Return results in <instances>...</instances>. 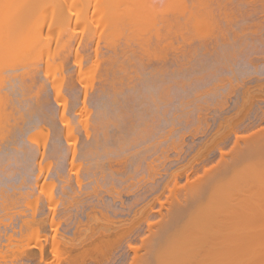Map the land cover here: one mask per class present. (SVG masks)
I'll return each mask as SVG.
<instances>
[{
	"label": "rangeland",
	"instance_id": "1",
	"mask_svg": "<svg viewBox=\"0 0 264 264\" xmlns=\"http://www.w3.org/2000/svg\"><path fill=\"white\" fill-rule=\"evenodd\" d=\"M67 1H69V0H67ZM70 1H73L74 2V0H70ZM76 1H77V5H79V3L82 1H80V0H75V4H76ZM80 1V2H79ZM86 1V0H85ZM85 1L83 0V2H84V5H83V7H85L84 9H87L88 10V5H87V3H85ZM95 1V0H94ZM93 0L91 1V4L94 2ZM97 1V0H96ZM119 2H117L118 4H120L121 3V6H123L122 8H124L123 9V11L126 9L127 10V7L125 6V4L127 5H129L130 4V6H132V7H129L128 9H129V11H132V12H137L136 14H138V13H143L142 11H141V8L143 9V11H145L146 13L147 12H149V11H153V13L155 14V17H156V14L158 13L157 11H159V14H157V15H163L164 13L162 12V11H164V10H166L167 11V8H165L164 6H167V5H165V3L167 4V2L169 1L170 2V4H168L169 6H172L171 5V0H162L163 1V3H162V5H159L158 3H156V2H159L160 1V4H161V0H149V2H147V1H143V0H140V1H143L144 3L142 4V2L140 3V2H138L137 0H133V1H136V3H137V5H142V6H136V3L135 2H133V4L135 3V5H133V4H131L132 2H131V0H129V2L127 1H125L126 3H124V0H118ZM167 1V2H166ZM172 1H174V0H172ZM178 1H180V3L182 2L183 3V1L182 0H178ZM177 0L176 1H174V3L175 4H177V3H179ZM79 2V3H78ZM86 2H90L89 0H87ZM102 2L103 3H105L106 1L104 0H102ZM124 3V5H123V3ZM117 3L114 5V4H111V9H112V13H111V11L109 10V6H107V8L105 7V9L104 10H106V9H108V10H106V16H107V18H106V16L105 15H102L103 14V12H100V13H102L101 15H102V18H103V16H105V18H106V23H105V18H104V20L103 21H101V18H100V21H98L99 19L97 18V20L96 19H94V17L96 18V16L97 17H100L99 16V14L100 13H97V15L95 16L94 14H96V13H94V7L93 8H89V11L88 12H86L87 13V16L88 17H86V13L84 14H81L82 13V10H83V8L82 9H80V6H79V10L81 11V13L80 14H78V18H79V15H82V16H84V18L86 19V21H84L83 20V18L82 17H80V18H82V23H81V21H77L78 19H77V17H76V13L74 12L76 9H73L72 10V12L73 13H75V15L73 16V17H75V19H76V21H74V22H78V23H75L74 25H76V27H73L72 29L74 30H71V32H77L78 30V34L80 35V37L82 38H80L84 43H82L81 41V43H77V41H76V43H75V40H74V43L73 44H71V45H73V47L71 46V52H73V51H78L79 52V54H80V59L78 60V63H76L77 62V60H76V58L74 57V52H73V57H72V55L71 56H69L68 55V53H67V55L64 53L63 54V51H62V49H61V46H57L55 43L57 42V36H56V34H55V39L56 40H54V38L52 39V40H54L53 42H52V44H53V46L55 45V46H57L58 48H59V50H56L55 49V52L57 53H54L53 51H51V53H53V54H51V60H53L52 62H51V65H49V64H46V65H44V61L42 62V61H39V63L41 62V63H43V64H41L42 66L40 67L39 66V69H41V71L38 73L39 75H37L36 77H41L42 76V78L44 79V77H45V80H47L46 78H49L48 80L49 81H51V80H57V79H59L60 81H59V83H61L60 84V86H64V80L65 79H62L63 77L64 78H66L65 76L66 75H68V72H72V74H74L75 75V78L77 79V81H75V85H74V88H73V91L72 90H70V89H67V88H65V90L63 91V92H65V93H63V94H65V95H63V96H66V97H68V98H66V100H65V103L67 104L68 102L70 103V102H72L71 104H70V106H69V103L67 104L68 106H69V108H71V106H74L75 105V101H77L78 102V100L81 98L80 96H82V98H83V95H84V98H85V96H86V99H85V101H88L90 98L92 99V98H95V96L94 95H92V93L93 94H95L96 93V91H98V89H101V87H103V85L102 86H100L101 85V82H103L104 80V78H106V76L104 75L105 74V71L107 72L108 71V68L106 67V66H109V63H111V62H113V64L116 62V63H119L120 62V60H122V55H124L123 53H121L120 51H122V52H126L127 54L126 55H129L131 58H133V60L131 59V60H128V64H130V65H127V64H125L124 63V65H127V66H131V67H129L130 69H132L133 71H137L136 73L134 72L133 73V71L132 70H130V72H129V77H131L130 76V74H134L133 76H132V78H130V80H128V81H130V82H127V84H126V81H125V78H127V76H126V73L128 72V70H126V68H125V70L127 71L125 74H123V73H121V72H123V70L121 71V72H119V73H121V74H123L122 75V77L125 75L126 77H124V80L121 78V74L119 75V73H118V75L117 74H115L116 76H114L112 73L114 72V70H112L110 73L112 74H108L109 72H107L106 74H108V75H111L112 77L114 76V79H116L117 80V78H118V80H117V82H116V80H114L115 81V83H113V81H112V83H109V81L110 80H112V79H110L108 82H106V83H104L105 85L106 84H108L107 86H109L110 84H112L111 85V88L113 89V86H114V88L115 87H117V86H120V87H122L121 88V90H123L122 92L124 93V91H125V94H122V92L118 89V88H116L115 90L116 91H119L118 92V95H119V93L121 92V96L120 97H122V98H120L119 96V99H117V97L115 98V99H113L114 100V102L112 101V98H111V105L114 103V105H112V106H114V111L118 108L120 111L119 112H121V113H123L125 110H127V108H128V110H129V112H128V110L127 111H125L123 114H120V115H122V116H124V117H126V118H120V117H122V116H119V114H118V122H116L117 120H114V122L116 123V125H115V123L112 121V125H110L109 126V128H111V126L112 127H117V128H111V129H109L108 128V134L109 135H112L113 137H110L109 135H108V137L107 138H109V139H113V144H115V142L117 143V144H120V143H122L123 142V140L125 139V138H123L124 137V135H125V133H121V132H126V130H123V131H121L122 129H120L121 127H119V129H118V126H120V125H122V126H124V129H125V127H126V129L128 128V126L130 125V122H131V124H132V126L133 127H130L128 130H130L131 128L134 130V131H128V132H130V133H126L127 134V136H125V137H127V141H128V139L129 140H131L132 141V143H130V141H125L124 140V143L125 142H127V143H130L131 145L133 144H135V146L133 147V146H130V147H132V148H130V147H125V146H128V145H125V144H127V143H122L123 145H122V147L124 146L125 147V151H128L129 150V148L131 149V151H129V152H127V154L129 155V156H125L124 157V154L126 153L125 151H118V153H117V155L115 154V155H113L114 153H116L115 151H117L118 149H120L119 147L121 146V145H118V147H117V145H116V147L113 145V147L114 148H116V150L115 151H113V149L111 148L112 147V144H111V142H109L108 143V147H110L109 149H110V151H111V149H112V151L114 152V153H112V154H105L104 152V156L105 157H103V154L101 155V156H99L98 157V160H99V158H100V160L101 159H104V161L103 160H101L102 162H101V164H104V165H102V167H104L105 168V166H106V170L103 168V169H101L102 167H100L101 166V164H100V162L97 160V154H96V156H95V151L96 150H94V145H92V144H90V146H89V148L91 147V145L93 146L92 147V149L94 150V152L93 153H91V158H92V155H94L93 156V159H94V157H95V160L96 161H98L97 163H99L100 165H99V167H97L98 166V164L96 163V161L95 160H93V161H95V163L94 162H92V160H89V158H88V153H87V155H85V157L83 156V154H86V152H88L89 150H87L88 148L87 147H85L87 144V142L85 143V141H87L89 138H90V135H91V133H92V135L94 136V131H91L90 133H88L87 134V131L85 130V128L83 127V126H79V125H81V124H78L77 126L80 128V127H83L82 128V130H84L85 132H81L82 130L80 129V132L78 131V130H75V131H78V132H76L77 133V135H75V136H72V138H73V140H71V139H69L68 138V142H73V141H75V140H77V142L79 143H77V144H75L76 143V141H75V143L73 142V143H71L70 145H69V143L67 144V142L65 141V140H67V137L62 133L61 135H63L64 136V138L66 137V139L64 140V138L60 135V134H58L57 135V133L60 131V127L61 126H59L58 127V123H56L57 121H55L54 123H55V127L57 126V128H59L58 130V132H57V130L56 131H54L55 130V127L53 128L52 126H51V121H50V123H47V122H49V121H47L46 119H45V121H46V126H44L43 127V131H42V134H39V133H37V134H35L34 136H36V138L38 137V134H39V138H37V139H35V137L34 138H32L30 141H28V140H25L28 144L30 143V144H32L33 142V144H35L36 146H38L37 145V143L39 144V141H40V138L42 139V138H44L45 139V141L44 140H42V141H44V142H46V144H45V146L47 145L48 146V148L50 149V148H53V147H50L51 145L50 144H52L53 145V143H56L57 141H58V139L57 138H59V136L61 137V138H63V140L64 141H62L61 143H62V146L60 147L61 149H62V147L64 148V149H62V151H65L66 153H64V152H62V151H58V149L56 150V152H57V154L56 155H58L57 157L56 156H54V154H53V156H51V157H49L50 155H47V157L46 158H49L48 160H50L52 163H50V166L49 167H51V169L49 168H47L48 167V165H47V163L48 162H50V161H48L46 158V160L48 161L47 163H45V165L47 166V167H44V162H42L41 164H43V167H42V170L40 171V173H39V170H37L36 168H37V166H36V164H35V162H34V164H33V161L31 162V167H33L32 169H34L35 168V170H33V171H31V167H30V165H28L27 166V164L29 163L30 164V162H29V160L27 159V161H28V163L26 162V166L24 165V167H27V169L28 170H26V168H24L23 170L26 172H28L27 173V175H26V173L22 170V168H23V165H21V167L22 168H20V167H17V166H19L20 165V163L23 161V163L26 161L25 159H24V157H23V159L25 160H23V159H21V157L20 156H22V153L20 152V153H18V151H16L15 152V154H14V150H13V155H12V153L11 154H8V155H10V156H13V157H15V159H12V160H15L16 162L18 161V164H16L15 163V161H11V160H9V159H11V158H6V159H8V161L10 162H12V164H13V166L14 167H17V168H15L16 169V171H19V172H16V171H14L15 169L13 168V167H11V168H13V170H11V168L9 167V164L10 163H8V162H6V160H4V159H1V157H0V159L1 160H3V161H5L6 163H8V164H5V162L4 163H2V162H0L1 164L0 165H3L2 167H3V169H5L4 171L7 173V175L8 176H6V173L4 172V171H2L1 169H0V171H1V173H0V196L2 195L3 196V198H4V201H3V198H2V196L0 197V202L1 201H3L2 202V204L0 203V205H1V209H0V217H1V220H0V227L1 226H3V227H1V228H4L3 230L0 228V232H2V235H1V233H0V235H1V237L2 238H4L5 237V239H2V238H0V239H2V240H4L3 242H1L0 241V257H2V259L0 258V261L3 263V264H10L11 262V264H23L24 263V261L26 260V264H48V263H50V264H130V263H128L129 262V260H130V256H132V253L130 252L129 253V250H128V244L130 243H132V245H135V246H138L139 248H138V254H137V256H138V258H140V260L141 259H145V260H147L146 258H148V259H151V262H150V264H161V262H160V259L161 260H163V258H160V253H161V251H162V249H163V247H165V245H166V243H164V235L166 234V232H167V230H165V229H163V227L165 226V224L166 223H168L169 224V228H168V230L169 229H171V228H174L173 227V225H174V216H175V213H176V211L177 210H182L183 212V217L185 218V219H187L188 218V216L190 215V213L191 212H193V211H191L192 210V208H194L193 207V204H192V197L194 196V193L196 194L197 192L200 194V196H204L205 194H206V192L208 191V189L211 187V186H213L214 184H216L217 182H218V179L216 178V176L218 177V176H220V174L222 173V171L221 170H223L222 168H224V167H222L221 165L222 164H225L226 162H225V160H226V158H227V161H229V163L231 162V160H232V158L234 157V156H232L233 154V150H235L237 153H239V148L241 147V145H242V147H243V149L245 148L244 147V143L245 142H243L242 141V144H240V142H239V144H240V146L239 145H237V147H235L236 145L235 144H233L234 143V141H235V139L234 138H236L235 137V135L236 134H239L240 135V137L242 136H244V138H246V136H247V138L249 137V135H253L254 133H255V131H257L258 132V130L260 131V130H262L263 131V129H262V127H264V120H262V118H264V115L262 114V111H263V113H264V84H263V79H264V28L262 27V30L260 29V27H257V26H255L254 24H253V18H256L255 16H258V15H255V16H252V17H249V18H247L248 20L250 19V18H252V21H251V19H250V21L249 22H251L253 25H251V23H249L248 21H244L245 23L247 22V24L246 25H248V26H246L245 25V23L243 22V20L241 21V22H243L244 24L242 25V23L241 22H239V25H237L238 23H236L235 24V21L233 22V24H231V25H226V24H222L221 23V25H219V27H218V25H216L217 27H212V31L211 32H209L210 30H211V28L210 27H208L209 28V30H207L208 28H207V24H206V26L205 25H194L195 27H196V30H197V28H198V30L197 31H200V32H198V33H200V35L198 34V33H196V30H193V29H195L194 28V26H193V24L191 25V23L189 24V25H187L186 26V28L187 29H185L184 27V25H181V24H185L186 25V21H187V24L189 23L188 21L189 20H186V21H184V19L186 18L185 17V15L182 13H180L181 15L179 16V13H177V12H175L174 10H176L175 8H180V7H182V6H184V4H182L181 6H179V4H178V7H176L175 6V4L172 2V4H174L171 8H172V10H170V8H168L169 9V14H171V16H169V14L168 13H165V16L164 17H167V16H169V17H171L170 19V21H169V18L167 17V19H165L164 17V19L166 20V22L164 21V23H163V21L161 20V19H163V18H161L162 17V15H161V17L160 16H157V18H154V19H152V18H149L148 17V20H146V22H149V23H151L150 22V19H152V22L153 21H156V22H153V24L152 25H150V26H153L154 28H155V26H154V24L156 25H158V23L160 22L159 20H161V22H160V24L158 25L159 27H166V26H164V25H166V23H169V22H171V23H174V22H172V18H173V15H175V14H177V17H180L179 18V21H178V23H180V22H182V20H183V22L180 24L184 29H181L182 27L177 23V25H179L180 27L178 28V26L177 27H174L175 25H173V24H168L169 26L168 27H170V29H173L172 27H174L175 29H173V30H171L170 31V29H166V28H164V29H160L157 25H156V27H158L157 29L158 30H162V32H164L163 33V36H164V34H167L165 37H163V40L162 41H158L159 42V45H157V43H156V47L157 48H155V47H153L154 45L152 44L153 43V40H152V38H151V40L149 39L150 37H153V36H155L154 38L155 39H157L156 38V35H154V34H156V33H154L153 32V30H152V28L153 27H150V26H147L146 24H148V23H146L145 21V23L146 24H144V22H143V24L142 23H140V20H139V23H140V25L142 26V27H139L140 25H135L136 24V22L138 21L137 19H138V17L140 16L141 18L140 19H142V15L140 14H138V17H137V15H133L134 17H137V21L135 20V19H133V20H135L134 22L135 23H132V18H128L127 16H125V14H127V13H129V14H131L128 10H127V12H126V10L124 11V15H120V13L122 12V10H121V6L118 8H116V6H117ZM140 3V4H139ZM147 3V4H146ZM156 3V4H155ZM258 3V5L259 6H261V4H264V0H260V2L258 1L257 2ZM81 4H83V3H81ZM80 4V5H81ZM107 4V3H106ZM154 4V5H153ZM159 6H158V5ZM76 5V6H77ZM144 5H146V7L147 6H149V7H147L148 9H150L149 11H146L144 8H145V6ZM75 6V7H76ZM82 6V5H81ZM91 6V5H90ZM134 6H136L137 8H135ZM156 6V7H155ZM160 7L159 9H158V7ZM74 7V8H75ZM112 7H115V8H112ZM135 9H134V8ZM139 7H140V9H139ZM144 7V8H143ZM151 7V8H150ZM153 7V8H152ZM161 7H163V8H161ZM173 7H174V10H173ZM196 6H194L193 8H191V9H194ZM76 8H78V7H76ZM155 8H157V9H155ZM178 8V9H179ZM115 9H120V10H118L119 11V14H118V12L116 13V12H114L113 10H115ZM132 9V10H131ZM139 9V10H138ZM151 9H153V10H151ZM181 9V8H180ZM182 9H183V7H182ZM40 10V11H39ZM58 10V9H57ZM78 10V9H77ZM136 10V11H135ZM138 10V11H137ZM155 10H157L156 12H155ZM184 10V9H183ZM182 10V11H183ZM195 10V9H194ZM194 10H191V13L190 14H195L194 13ZM196 10L198 11L199 9H197L196 8ZM195 10V12H197ZM53 11V10H52ZM50 12V10L48 11V15L50 16V15H53L52 13L53 12ZM91 11L94 13H91ZM116 11V10H115ZM121 11V12H120ZM173 11V12H172ZM177 11H180L181 12V10H177ZM192 11H193V13H192ZM84 12H85V10H84ZM113 12L114 13H116V15H114L113 14ZM145 12H144V14H145ZM147 13L149 16L152 14V13ZM162 12V13H161ZM165 12V11H164ZM175 12V13H174ZM185 14H186V12H185V10L183 11ZM34 13V12H33ZM40 13H41V15H40ZM56 13H57V11H56ZM55 13V14H56ZM89 13V14H88ZM172 13H173V15H172ZM44 14H45V12H44V10L43 9H38V10H36V12H35V14H32L33 15V17H35L36 15L38 16V19H37V17H36V22H35V18H34V20L33 19H31V21L29 22V23H31L32 22V26H34V25H40L41 23H43L44 22V20L46 19V18H43L44 17ZM91 14V17H93V20H96V21H98V23L96 22V21H94L93 23H97V27H98V25L100 24V27L99 28H97L96 27V29H99V31H100V28H101V26H103V24L105 23V27H106V25L107 26H109V28L111 29L113 26L112 25H115V23H116V25L118 24V25H120L121 23H122V21H118L119 20V18H121V17H123L124 18V16L126 17L125 18V20L128 18V19H130L131 21H130V23H129V20H128V22L127 21H125L123 18H121V20L123 19V25H125L126 23L125 22H127V24H126V26H123L122 24H121V28H120V26H116L117 28L116 29H118V27L120 28L119 29V31H117L115 28H114V30L115 31H117V32H119V33H117L116 32V34L117 35H119L118 37L116 36V35H114L113 36V34H111L112 33V31L110 32L109 31V28H108V30H107V27L105 28L106 30H107V32H110V34L108 33V34H106L107 32H105V29H104V32L105 33H103L102 31V28H101V35H99L100 33H99V31L98 30H96L95 32L96 33H94V32H92V33H89L90 31H92L90 28H88V30L85 28L84 30H86L92 37V39L90 38V40H89V34H87V32L86 31H84L83 29H80V27H79V25H81V27H82V24H83V22H84V24H85V22H89V21H91L90 20V15ZM134 14V13H133ZM167 14V15H166ZM263 14V16H261ZM261 15H260V17H257V18H260V19H262V17H264V13H262ZM112 15H114V16H117L118 17V15H119V18L118 19H112ZM128 15V14H127ZM183 15V16H182ZM191 15V16H192ZM39 16H41V17H39ZM113 16V17H114ZM131 16H132V14H131ZM144 16V15H143ZM146 16L147 15H145V19H146ZM187 16V15H186ZM32 17V18H33ZM117 17H115V18H117ZM130 17V16H129ZM151 17V16H150ZM160 17V18H159ZM40 18H42V19H44L43 20V22H42V19H40ZM80 18H79V20H80ZM89 18V20H87ZM182 18H184V19H182ZM40 19V20H39ZM74 19V18H73ZM92 19V18H91ZM144 19V18H143ZM174 19H175V17H174ZM177 19V18H176ZM242 19V17H238L237 18V21L236 22H238V20H241ZM92 20V21H93ZM158 20V21H157ZM254 20H256V19H254ZM263 20V19H262ZM40 21V22H39ZM174 21V20H173ZM177 21V20H176ZM175 21V22H176ZM192 21V20H191ZM260 21V20H259ZM34 22V23H33ZM80 22V23H79ZM100 22V23H99ZM103 22V23H102ZM121 22V23H120ZM142 22V21H141ZM257 22V21H256ZM29 23H28V25H29ZM46 23V22H45ZM87 23H86V25H87ZM96 23H95V25L94 26H96ZM113 23V24H112ZM131 23L132 24H134L135 25V27H136V30H135V27H133V25H131ZM139 23H137V24H139ZM161 23H162V26H160L161 25ZM193 23V22H192ZM195 23V22H194ZM254 23H255V21H254ZM89 24V23H88ZM102 24V25H101ZM130 24V25H129ZM31 25V24H30ZM73 25V26H74ZM91 25V27H92V25L93 24H90ZM149 25V24H148ZM171 25H173V26H171ZM190 25H191V27H190ZM246 26V27H243V26ZM93 26V31L95 30V27ZM114 26V27H115ZM133 27V28H130V27ZM150 27V30L148 31L147 29L148 28H146V30L144 31V29H145V27ZM200 26V27H199ZM204 26V27H203ZM210 26V25H209ZM213 26H215V25H213ZM254 26V27H253ZM78 27V28H77ZM167 27V28H168ZM201 27L202 28H204V30L203 29H201ZM75 28V29H74ZM84 28V27H83ZM125 28H126V30H125ZM128 28H130V30H128ZM141 28H144L142 31H139ZM191 28V29H190ZM206 28V29H205ZM241 28V29H240ZM247 28V29H246ZM77 29V30H76ZM89 29H90V31H89ZM133 29V30H132ZM157 29H155V30H157ZM177 29V30H176ZM189 29V30H188ZM200 29V30H199ZM246 29V30H245ZM83 30V31H82ZM112 30V29H111ZM122 30V32H123V30H125V31H128V33L126 32V33H120V31ZM133 31V33H131L132 31ZM135 30V31H134ZM154 30V31H155ZM174 30H176L177 31V33H173L174 32ZM182 31V32H184L183 34L184 35H182V33H180L182 36H184V37H182L180 34L178 35V31ZM184 30V31H183ZM186 30L188 31V32H186ZM192 30V31H191ZM203 30V31H202ZM98 31V32H97ZM115 31L113 32V33H115ZM148 31V32H147ZM175 31V32H176ZM208 32V33H206L205 34V32ZM84 32H86V33H84ZM134 32H135V34H138L139 33V35H140V38L137 36V35H135L134 34ZM136 32H138V33H136ZM142 32V33H141ZM144 32V33H143ZM147 32V33H146ZM157 32V31H156ZM162 32L160 33V34H162ZM192 34H191V33ZM195 32V33H194ZM204 32V33H203ZM260 32V33H259ZM55 33V32H54ZM53 33V34H54ZM74 33V34H75ZM85 34V36L83 37V35ZM94 33V34H93ZM154 33V34H153ZM172 35H171V34ZM53 34H51L52 36H53ZM57 34L58 35H60L59 34V32H57ZM77 34V33H76ZM75 34V35H76ZM77 34V35H78ZM81 34H82V36H81ZM102 38V40H99V37H98V35ZM108 35V36H106V35ZM127 34V35H126ZM130 34V35H129ZM144 34V35H143ZM145 34H146V36H145ZM151 36H150V35ZM175 34H177V35H175ZM190 34V35H189ZM195 34V35H194ZM202 34H204V35H202ZM79 35L77 36V37H79ZM96 35V36H95ZM129 35V36H128ZM135 35V36H134ZM170 35V36H169ZM191 35H192V37H191ZM88 36V37H87ZM95 36V37H94ZM105 36V37H104ZM113 38H111V37ZM137 36V37H136ZM143 36V37H142ZM148 36H150V37H148ZM54 37V36H53ZM87 38V41H89V43L84 39V38ZM108 37V38H107ZM110 37V38H109ZM118 38L117 39V42H116V39L115 38ZM125 39H124V38ZM131 37V38H130ZM135 37L136 38H139V39H135ZM148 37V38H147ZM174 37V38H173ZM176 37V38H175ZM182 37V38H181ZM187 37V38H186ZM191 37V38H190ZM197 37V38H196ZM205 37V38H204ZM59 38H60V36H59ZM95 38V39H94ZM100 38V39H101ZM105 38H107V39H105ZM121 38H123V40L122 41H120L121 40ZM128 38H130L131 40H133L134 39V41H133V43L135 42L136 44L134 45L133 43H132V41L131 40H129ZM153 38V39H154ZM164 38H168V40L166 39V40H164ZM169 38H172V40L170 39L169 40ZM183 38H184V40H183ZM194 38V39H193ZM201 38V39H200ZM97 39V40H96ZM103 39H104V42H103ZM108 39H112V41H111V44L109 43V40ZM115 39V40H114ZM120 39V40H119ZM129 41H128V40ZM142 39H144L143 41L145 42V43H143V42H141L142 41ZM161 39H162V37H161ZM180 39V40H179ZM190 39V40H189ZM98 40H99V42H98ZM140 41V43H143V44H140L139 43V41ZM147 40H149V42H146ZM158 40V39H157ZM175 40V41H174ZM56 41V42H55ZM107 43H106V42ZM155 42H156V40H154ZM163 41H165V43H163ZM166 41H172V44H171V42H170V44H169V42L167 43ZM188 41V42H187ZM55 42V43H54ZM91 42H93V43H91ZM113 42V43H112ZM127 43L128 44V42H130L129 43V47H127L126 45H125V43ZM150 42H152L150 45H148ZM154 42V43H155ZM102 43H104V44H102ZM115 43H117V45H119V46H117ZM119 43V44H118ZM124 44V46L126 47H124V46H122V45H120V44ZM148 43V44H147ZM162 43V44H161ZM179 43V44H178ZM185 43V44H184ZM190 43V44H189ZM76 44V45H75ZM85 44H86V46H85ZM95 44H96V46H95ZM99 46H98V45ZM107 44H108V47H107ZM113 44V45H112ZM131 44V45H130ZM165 44V45H164ZM170 45V46H168V45ZM79 45H82V47L81 46H79ZM111 45H112V47H111ZM140 45V46H139ZM142 45V46H141ZM152 45V47L154 48H150V46ZM167 45V46H166ZM184 47H183V46ZM55 46L52 48V50H54V48H55ZM110 46V47H109ZM117 46V47H116ZM135 46V47H134ZM137 46H138V48H137ZM146 46V47H145ZM163 46H165L164 48L166 49V52L164 51L165 49L163 48ZM174 46V47H173ZM85 47H87V49L85 48ZM90 47V48H89ZM93 47V48H92ZM101 47V48H100ZM113 47H115V48H113ZM122 47L124 48V49H122ZM130 47H132V49L130 48ZM141 47H142V49H141ZM149 47V48H148ZM57 48V49H58ZM76 48V49H75ZM95 48H99L98 50H96ZM109 48V49H108ZM111 48H113V49H111ZM122 50H121V49ZM127 48H130L129 50H132L133 52H131V51H129ZM145 50H144V49ZM159 48V49H158ZM78 49V50H77ZM120 49V50H119ZM137 49H140V51L139 50H137ZM153 49V50H152ZM156 49H158L157 51H156ZM186 49V50H185ZM111 52H110V51ZM115 50V51H114ZM118 50V51H117ZM125 50H127V51H125ZM149 50H150V52H149ZM152 50V51H151ZM155 50V51H154ZM162 50V51H161ZM92 51V52H91ZM96 53H95V52ZM100 51V52H99ZM136 51H137V53H136ZM140 53H139V52ZM146 51V52H145ZM153 51H154V53H153ZM58 52L60 53V52H62V53H60V55L58 54ZM102 52V53H101ZM112 52H116V54H114L113 53V56L114 55H116V56H114V57H116V58H118V62L115 60V61H110V59H109V57L108 56H110V58H111V60H114L115 58L113 57V56H111L112 55ZM135 52V53H134ZM141 52H143L144 54L142 55V53ZM149 52V53H148ZM158 52H161V54L160 53H158ZM208 52V53H207ZM69 53V54H70ZM82 53V54H81ZM89 53V54H88ZM118 53H120L121 54V56H119L118 55ZM139 53V54H138ZM146 53H148L147 55H146ZM156 53H158V54H156ZM236 53V54H235ZM85 54V55H84ZM101 54V55H100ZM135 54V55H134ZM136 54H138V55H136ZM152 54V55H151ZM154 54V55H153ZM53 55V56H52ZM65 55L66 56H68V57H66L65 58ZM86 55H88L87 56V59H85L86 61L84 62V57L86 58ZM97 55V56H96ZM100 55V56H99ZM103 55V56H102ZM136 56L135 58L137 59H139V56H140V60H142L141 59V57L142 58H144L143 59V61H139V60H136V61H139L142 65V67L141 66H139L140 65V63L139 62H137V63H139V65L138 66H136L137 68H135V65H136V63L134 62V57H132V56ZM144 55H146V56H144ZM251 55V56H250ZM38 56V55H37ZM36 56V57H37ZM59 56H63V57H61V59H60V57ZM81 56H83V60H81L82 58H81ZM106 56V57H105ZM138 56V57H137ZM152 56V57H151ZM162 56V57H161ZM57 58V59H55V58ZM71 57V58H70ZM98 57L101 61H99L98 59H96V58ZM102 57V58H101ZM121 57V58H120ZM125 57V56H124ZM127 57V56H126ZM123 58V59H125V61L124 60H122L123 62H126L127 63V59H129L130 57H128V58ZM150 57V58H149ZM160 58V60H159V58ZM180 57V58H179ZM37 58H39V56L37 57ZM70 60H69V59ZM73 58V59H72ZM74 58H75V60H74ZM93 58V59H92ZM94 58H95V60H94ZM106 58H108V60L106 59ZM112 58H114V59H112ZM156 58V59H155ZM247 58V59H246ZM252 58V59H251ZM46 59V58H45ZM88 59H89V61H88ZM145 59H146V62H145ZM250 59V60H249ZM42 60V59H41ZM56 60V61H55ZM62 60V61H61ZM74 60V61H73ZM93 60V61H92ZM248 60V61H247ZM62 63H61V62ZM66 61V62H65ZM68 61V62H67ZM76 61V62H75ZM82 61H83V64H82ZM98 61V62H97ZM110 61V62H109ZM129 61H130V63H129ZM166 61V62H165ZM188 61V62H187ZM251 61V62H250ZM19 62V63H18ZM27 61H25V60H21L20 61V59H18V60H16L15 62H12V65L10 64V65H7V66H5L6 68L5 69H3L6 73H8V74H5V76H10L11 74H9V71H6V70H11L10 72H13V70L14 69H18V71H14L13 73H18V74H16V75H19V72L22 70V69H26L27 68V63H26ZM75 62V63H74ZM79 62H80V64H82V66L79 64ZM94 62H96V63H94ZM108 63V65H107V63ZM122 62V63H123ZM131 62L134 64V66L131 64ZM148 62V63H147ZM156 62V63H155ZM16 63V64H15ZM66 63H67V68H66ZM86 63V64H85ZM92 64L91 66H89V64ZM145 63V64H144ZM168 63V64H167ZM24 64V65H23ZM58 64V65H57ZM61 64V65H60ZM63 64V65H62ZM74 65V66H69V68L71 69L72 68V70H70L69 68H68V65ZM78 64V65H77ZM112 64V67L114 66V67H117V65L116 64H114L113 65ZM120 64V63H119ZM118 64V68H120L121 67V65H119ZM147 64V65H146ZM160 66H159V65ZM189 64V65H188ZM251 64H253V66L251 65ZM18 65H19V67H18ZM53 65V66H52ZM65 65V66H64ZM79 65L81 66L80 67V70H81V68H82V70L83 71H85L86 73H87V75H86V73H85V75H84V72L82 71V73H81V71H79L78 69H79ZM85 65H87V66H85ZM97 65H99V67L97 66ZM123 65V66H124ZM151 65V66H150ZM155 65H157V66H155ZM166 65V66H165ZM21 66H24V68H21ZM44 66H46V67H44ZM51 66V67H50ZM133 66V67H132ZM174 66V67H173ZM11 67V68H10ZM17 67V68H16ZM54 67V68H53ZM56 67V68H55ZM74 67V68H73ZM86 67H87V70H86ZM91 67V68H90ZM99 69V72H98V69ZM111 66H110V68H109V70H111V69H113ZM144 67V68H143ZM158 67V68H157ZM160 67H162V68H160ZM187 67V68H186ZM254 67H256L257 68V70H255V68ZM20 68H21V70H20ZM44 68H46V69H44ZM62 68V69H61ZM85 68V69H84ZM94 68V69H93ZM117 68V69H118ZM124 68V67H123ZM140 68V69H139ZM163 68H165V69H163ZM167 68V69H166ZM29 69V68H28ZM27 69V70H28ZM61 69V70H60ZM73 69L75 70V71H73ZM88 69H90L89 71H88ZM116 68H115V71L117 70ZM135 69V70H134ZM155 69H156V73L154 74V72H155ZM161 69V70H160ZM175 69H176V71H175ZM27 70H25V71H27ZM43 70H44V74H43ZM46 70V71H45ZM58 70H60V71H58ZM64 70V71H63ZM104 70V71H103ZM124 70V71H125ZM173 70V71H172ZM247 70V71H246ZM24 70H22V72H20V73H24L23 72ZM64 73H63V72ZM79 71V72H78ZM97 71V73H100V74H97V73H95ZM132 71V72H131ZM157 71H160L159 73H157ZM51 72V73H50ZM58 72H60V74L58 73ZM61 72L63 73V74H61ZM67 72V73H66ZM74 72V73H73ZM94 72V73H93ZM101 72H102V74H101ZM172 72H174V74L172 73ZM245 72V73H244ZM261 72H263V73H261ZM47 73V74H46ZM52 73H54V74H52ZM93 73V74H92ZM104 73V74H103ZM162 74V75H160V76H158L157 78H156V74ZM79 74V75H78ZM92 74V75H91ZM96 74V75H95ZM136 74H138V75H136ZM153 74V75H152ZM169 74V75H168ZM4 75V74H3ZM36 75V74H35ZM64 75V76H63ZM70 75V74H69ZM69 75L67 76V80H66V82L68 81V77H69ZM74 75H70V76H74ZM76 75H77V77H76ZM94 75V76H93ZM97 75H99V76H97ZM100 75H101V78H100ZM104 75V77H102ZM107 75V76H108ZM127 75H128V73H127ZM141 75V76H140ZM174 75V76H173ZM245 75V76H244ZM8 76V77H9ZM26 76V78L25 79H27V81L26 82H28L29 83V77H27V75H25ZM44 76V77H43ZM52 77V79H51V77ZM54 76V77H53ZM63 76V77H62ZM83 76V77H82ZM155 76V77H154ZM55 77H56V79H55ZM58 77H60V78H58ZM79 77H82V79H80ZM85 77H86V79H85ZM96 77H98V79L96 78ZM128 77V78H129ZM141 77V78H140ZM150 77V78H149ZM69 78H71V77H69ZM74 78V79H75ZM80 80H79V79ZM90 80H89V79ZM110 77L108 76V79H109ZM148 78V79H147ZM154 78H156V79H160V80H157L156 81V83H155V80L156 79H154ZM259 80H258V79ZM75 79V80H76ZM94 79V80H93ZM107 79V78H106ZM121 79V80H120ZM132 79V80H131ZM145 79V80H144ZM256 79H257V82H256ZM8 80V79H7ZM62 80V81H61ZM70 80V79H69ZM82 80V81H81ZM85 80V81H84ZM86 80H88L89 81V83H88V81H86ZM95 81V83L93 84V82L92 81ZM98 80H99V82H98ZM102 80V81H101ZM122 80L123 81H125V83L124 84H120L119 83V81L122 83ZM134 80V81H133ZM144 80V81H143ZM152 80V81H151ZM153 80H154V82H153ZM48 81V82H49ZM54 81V82H55ZM64 81V82H63ZM131 81H132V83H131ZM165 81V82H164ZM261 83H260V82ZM65 82V83H66ZM83 83V84H81V83ZM91 82V83H90ZM111 82V81H110ZM158 82V83H157ZM259 82V83H258ZM99 83V84H98ZM149 83V84H148ZM55 84H57V83H55ZM80 84V85H79ZM91 84V85H90ZM118 84V85H117ZM120 84V85H119ZM134 84V85H133ZM143 84H145V85H143ZM157 84V85H156ZM49 85H50V83H49ZM87 85V86H86ZM115 85H117V86H115ZM132 85V86H131ZM154 85V86H153ZM165 85H167V86H165ZM169 85V86H168ZM178 85V86H177ZM258 85V86H257ZM260 85H262V86H260ZM66 86V85H65ZM75 86H77L78 88H76ZM85 86V87H84ZM93 86V87H92ZM95 86V87H94ZM104 87L103 89H102V91L101 92H103V90L106 88L107 89V91H108V87ZM124 86V87H123ZM141 86H143V87H141ZM163 86V87H162ZM245 86V87H244ZM110 87V86H109ZM138 87V88H137ZM155 87V88H154ZM227 88V90H226V88ZM233 87V88H232ZM257 87V88H256ZM260 87V88H259ZM48 88H49V92H48V94L49 93H51V94H49L50 96H54V91L53 90H50V89H52L51 87H49L48 86ZM76 88V89H75ZM88 88V90L87 91H90L92 88H94V89H92V90H95V91H90L89 93L86 91V89ZM90 88V89H89ZM135 88V89H134ZM146 88V89H145ZM164 88V89H163ZM176 88V89H175ZM249 88H251V89H249ZM81 89V90H80ZM84 89H85V91H84ZM158 89V90H157ZM162 89V90H161ZM167 89V90H166ZM225 89V90H224ZM245 89V91H244V93L242 92L243 90ZM249 89V91H246V90H248ZM255 89V90H254ZM263 89V90H262ZM114 90V91H115ZM252 90H254V91H251ZM68 91V92H67ZM80 91H82V92H80ZM111 91H113V90H111ZM113 91V94L115 93ZM171 91V92H170ZM53 92V93H52ZM72 94H70V93ZM83 92H87V93H83ZM99 92V91H98ZM130 92V93H129ZM140 92V93H139ZM160 92H162V93H160ZM168 92V93H167ZM230 92V93H229ZM246 92H247V95L249 94L248 92H250V94L251 93H253V95L255 96L254 98H252L253 97V95H250V96H252V97H250L249 95V97H247V95H246ZM260 92V93H259ZM262 92V93H261ZM33 93L34 92H32V94L31 93H29L28 95H30L31 94V96H32V98H30V96L28 97L29 98V100H28V98H27V100H25L24 102H22V104H23V107H22V109H20L19 111H21V110H25L27 107L28 108H32V110L33 109H35V108H33V107H35V105H36V103H35V105H34V99H33V96H34V98H35V95H33ZM68 93H69V95H68ZM76 93V94H75ZM127 93V94H126ZM150 93V94H149ZM245 94L246 95V98H247V101H246V103L244 102V99H246L245 98V95H244V97H243V94ZM256 95H255V94ZM79 94V95H78ZM90 94V95H89ZM97 94V93H96ZM95 94V95H96ZM113 94L111 93V95L113 96ZM27 95V96H28ZM62 95V94H61ZM71 95V96H70ZM75 95H78L77 97V99H76V97H75ZM93 97H92V96ZM99 95L100 96H102L103 95V93H99ZM124 95V96H123ZM128 95V96H127ZM168 95V96H167ZM26 96V97H27ZM49 96V101H50V99H51V103L49 104V106L51 105V107H48L47 108V106L46 107H44L43 108V110H42V108H41V111L42 112H45L44 110H46L47 111V114H49V115H51V113H50V111H48L49 110V108L54 112V114L55 113H57L58 114V110H60V105H57V101H55L54 99H53V97H50ZM88 96V97H87ZM91 96V97H90ZM96 96H98V95H96ZM100 96H98L97 98H99ZM111 96V97H112ZM114 96H117L116 95V93H115V95ZM137 96V97H136ZM242 96V97H241ZM257 96V97H256ZM62 97V96H61ZM61 97H59L57 100H58V104L60 103V104H62L61 102H60V98ZM104 96H102V98H103ZM126 97V98H125ZM162 97V98H161ZM172 97V98H171ZM64 97H63V99H65ZM71 98V99H70ZM74 98V99H73ZM88 98V99H87ZM96 98V99H97ZM128 98V99H127ZM130 98V99H129ZM241 98H243L242 100H241ZM252 98V99H251ZM62 99V98H61ZM95 99V100H96ZM106 100L108 99V98H105ZM117 99V100H116ZM123 99V100H122ZM124 99H126L127 100V102H126V100H124ZM132 99V100H131ZM164 99V100H163ZM248 99H249V101H248ZM30 100H32V101H34L33 103H32V101H30ZM75 100V101H74ZM81 100V99H80ZM79 100V101H80ZM94 99H92L91 100V103H92V101H93ZM99 100V99H98ZM98 100H96V103L94 104V103H92V104H90V102L88 101V105H87V107H83V109L84 108H86V110L85 111H87V113L85 112H82L81 114H80V116L78 115V118H76L77 117V114H78V112L80 111V109H79V102L77 103L76 102V104L77 105H75L74 106V111H75V109H76V111L78 110V112H72V108H71V112H69L70 111V109H69V111L67 112V113H69L68 115H69V119H70V117H72L73 116V114L75 115V113H76V121H78L77 119H79V117H83V118H85V117H89L90 115V113L92 112L93 113V116H94V112L95 111H97L96 109V107L97 106H99V104H100V106L103 104V102H101L100 100V102L101 103H99L98 105H96L97 104V102H98ZM101 100H104V99H101ZM106 100H104V102L106 101ZM116 100V101H115ZM120 100H122V101H124V102H122V104L123 103H125L126 102V104H123L125 107H127V105H128V107L125 109L124 107V109H122V111H121V108L119 107L120 105H117V104H119V102L118 101H120ZM141 100L142 101H145V102H141ZM152 102H151V101ZM180 100V101H179ZM241 100V101H240ZM253 100V101H252ZM68 101V102H67ZM108 101L109 100H107L106 102L108 103ZM148 101V102H147ZM150 101V102H149ZM239 101V102H238ZM251 101V102H250ZM26 102V103H25ZM55 102V103H54ZM62 102L64 103V100H62ZM115 102H117L116 104H115ZM239 104H238V103ZM253 102V103H252ZM26 104V106H25V104ZM74 103V104H73ZM87 103V102H86ZM85 103V104H86ZM243 103V104H242ZM245 103V104H244ZM248 103H249V105H248ZM34 106H33V105ZM54 104H56V105H54ZM94 104V105H93ZM121 104V103H120ZM121 104V105H122ZM130 104V105H129ZM133 104H135V105H133ZM237 104V105H236ZM248 105L247 107H243L242 105ZM1 105H2V102H1ZM32 105V106H31ZM53 105H54V107H53ZM122 105V106H123ZM150 105V106H149ZM156 105V106H155ZM240 105V106H239ZM30 106V107H29ZM86 106V105H85ZM95 106V107H94ZM99 106V107H100ZM117 106V107H116ZM225 106V107H224ZM237 106V108H235ZM259 106V107H258ZM26 107V108H25ZM77 107H78V109H77ZM98 107V108H99ZM116 107V108H115ZM160 107V108H159ZM182 109H181V108ZM240 107V108H239ZM241 107H243V110H241L242 108ZM19 108H21V107H19ZM27 108V109H28ZM54 108V109H53ZM90 108V109H89ZM158 108V109H157ZM176 108V109H175ZM247 108V109H246ZM263 108V109H262ZM26 109V110H27ZM36 109H37V106H36ZM35 109V112L37 111ZM82 109V110H83ZM101 108H99V110H100ZM133 109H135V110H133ZM152 109V110H151ZM237 109V110H236ZM26 110H25V113H27L26 112ZM29 111H30V109H28ZM27 110V111H28ZM32 110H31V114L34 112H32ZM38 110H40V109H38ZM81 110V111H82ZM89 110H91V111H89ZM94 110V111H93ZM111 110H112V107H111ZM140 110V111H139ZM153 110H154V112H153ZM184 110V111H183ZM16 111V110H15ZM28 111V112H29ZM41 111H38L37 113H41ZM55 111H57V112H55ZM118 110H116L115 111V115H116V113H118L117 112ZM146 111V112H145ZM151 111V112H150ZM165 112V113H167V116H166V114H162V112ZM18 114H19V112L18 111H16ZM34 112V113H35ZM97 112H99V111H97ZM126 112H127V115H126ZM134 112H136V113H134ZM260 112H261V114H260ZM17 113L15 114V117H19V118H17L18 120H19V122H22V123H19L18 122V120H17V122H18V124H19V126H21L22 124H24V125H22V126H27L28 128H30L29 126H30V123H31V128H33V126H35L36 124H32V122H33V120L35 119H33V120H31L32 122H30L27 118L31 115H28V114H26L28 117L26 118L25 117V114L24 115H22V117H20L21 116V114H23V112L21 113V114H19L18 116H16L17 115ZM32 114V115H34L33 117H35V116H37V115H39V114ZM46 113V112H45ZM71 113H73V114H71ZM83 113H84V115H83ZM92 113H91V115H92ZM129 113V114H128ZM144 113V114H143ZM244 113V114H243ZM247 113V114H246ZM41 114H43L44 115V113H41ZM53 114V115H54ZM57 114L55 115V117L58 119V117H57ZM97 114V113H96ZM111 114H114V112L113 111H111ZM151 114V115H150ZM184 114V115H183ZM231 114V115H230ZM238 114V115H237ZM255 114V115H254ZM259 114V115H258ZM32 115H31V117H32ZM72 115V116H71ZM85 115H88V116H85ZM129 115V116H128ZM144 115V116H143ZM158 115H160L159 117H160V119H159V117H158ZM241 115V116H240ZM245 115V116H244ZM257 115V116H256ZM26 118V120H24L25 118ZM39 116H42V115H39ZM85 116V117H84ZM93 116H90V117H93ZM97 116V115H96ZM96 116H94V118H96ZM112 116V115H111ZM117 116V115H116ZM115 116V117H116ZM147 116H149V117H147ZM157 116V117H156ZM225 116V117H224ZM229 116V117H228ZM235 116V117H234ZM244 116V117H243ZM30 117V118H31ZM54 117V118H55ZM74 117V116H73ZM73 117H72V119L70 120V121H72V125H73V121L74 122H76L75 120H73ZM114 117V115L111 117V118H113ZM115 117L113 118V119H115ZM148 119H147V118ZM174 117V118H173ZM232 117V118H231ZM237 117V118H236ZM257 117V118H256ZM259 117V118H258ZM262 117V118H261ZM21 118H22V120H21ZM46 118H47V116H46ZM94 118H89V119H91V121L93 122L94 121ZM134 118L136 119V121L134 120ZM170 118V119H169ZM234 118V119H233ZM243 118V120H241ZM48 119V118H47ZM51 119V118H50ZM57 119H55V120H57ZM124 119H126L127 121H128V123L126 122V120H124ZM130 119V120H129ZM134 120V122H135V124L133 123V120ZM144 119V120H143ZM174 121H173V120ZM225 119H226V121H225ZM231 119V120H230ZM238 119V120H237ZM239 119H240V121H239ZM257 121H256V120ZM261 119V120H260ZM28 120V121H27ZM132 120V121H131ZM232 120H234V122H232ZM24 121H27V123L29 124V126L26 124V122H24ZM35 121H36V119H35ZM126 122V125H128V126H125V122ZM144 121V123H142ZM147 121V122H146ZM149 121V122H148ZM161 121V122H160ZM171 121L172 122H174V123H171ZM227 121H228V123H227ZM242 121V122H241ZM79 122H80V120H79ZM124 122V123H123ZM141 122V123H140ZM146 122V123H145ZM165 122V123H164ZM236 122H239V123H237L236 124ZM53 122H52V124H54ZM62 123V121H60V124ZM78 122H76V124H77ZM140 124L139 126L140 127H138L137 126V124ZM149 123L150 124H152L153 126L151 127V128H149V129H147L148 127L147 126H149L150 127V125H149ZM222 123V124H221ZM233 123V124H232ZM260 123H262V124H260ZM21 124V125H20ZM76 124H75V126H76ZM117 124H118V126H117ZM142 124V125H141ZM147 126H146V125ZM173 124V125H172ZM225 124V125H224ZM229 124V125H228ZM251 124V125H250ZM260 124V125H259ZM226 125H228L227 127H226ZM245 125V126H244ZM17 126V125H16ZM21 126V127H22ZM25 126V127H26ZM50 126V127H49ZM74 126V125H73ZM136 126L138 127L137 129H136ZM144 126H145V128H144ZM170 126V127H169ZM229 126H230V129H227V128H229ZM234 126H236L235 128L236 129H240V131H238V130H236L235 128H234ZM247 126V127H246ZM255 126V127H254ZM257 126V127H256ZM259 126V127H258ZM25 127H23V129H25L26 130V128ZM134 127H135V129H134ZM142 127V128H141ZM153 127H156V128H153ZM218 127H219V130H217L218 129ZM231 127H233V128H231ZM245 127V128H244ZM251 127H253V128H251ZM261 127V128H260ZM14 128H15V126H14ZM13 128V129H14ZM30 128V129H31ZM174 130V134H171L169 131H173L172 129ZM247 128H248V130L249 131H246L245 132V130H247ZM251 128V129H250ZM260 128V129H259ZM13 129H11L10 128V132L9 133H7V132H2L1 130H0V132H2V135L3 134H5V133H7L8 135L9 134H11V130H13ZM16 130H19L18 128H15ZM29 129V131H31L32 133H34L33 131V129L32 130H30ZM131 129V130H132ZM138 129H141V131L143 130V129H145V130H143V131H145L146 133H148V131L150 130V132H151V129H155L154 130V132H152V133H150L149 135H146L147 136V138L148 139H142L143 138V131H142V135L141 134H139L140 133V130L138 131ZM146 129H147V131H146ZM158 129V130H157ZM13 131V133H15L16 135H17V131ZM46 132H48V134H47V136L45 135V137L43 136V134L45 133V131ZM115 130V131H114ZM119 130V137H116L117 138V140H116V138L114 139V136H117L115 133L113 134V132H116L117 133V131ZM167 130V131H166ZM227 130H229V131H227ZM254 130V131H253ZM3 131H5V130H3ZM36 131V130H35ZM55 132V133H53L52 134V132ZM113 131V132H112ZM138 131V132H137ZM222 131V132H221ZM235 134H232V132ZM244 131V132H243ZM136 132H137V135H138V138L139 139H137V141L139 142H142V140H145V141H143L142 143H140L139 142V144H137V148H136V137H135V135H136ZM144 132V133H145ZM168 132V133H167ZM220 132V133H219ZM228 132V133H227ZM240 132V133H239ZM12 133V134H13ZM81 133V134H80ZM87 135H86V134ZM96 133V132H95ZM112 133V134H111ZM154 133V134H153ZM228 134V135H226V134ZM231 133V134H230ZM7 134H5L6 136H8ZM11 134V135H12ZM15 134H13L12 136H13V139H12V137H10L11 135H9L8 137H10L8 140H12L13 142L15 141L14 139H17V140H19L20 141V138H16V135ZM49 134H51V135H53V136H50ZM90 134V135H89ZM129 134H131V135H129ZM152 134V136L153 137H149L150 135ZM168 134H170V135H168ZM223 134V135H222ZM224 134H225V136L227 137H223L224 136ZM243 134V135H242ZM247 134V135H246ZM255 134H257V133H255ZM1 135V133H0V138L3 140V137H4V140H5V138H6V136L4 135V136H2ZM55 135H56V139H55V141H54V138H55ZM89 135V136H88ZM98 135H101V134H98ZM173 135H174V137H173ZM238 135V136H239ZM58 136V137H57ZM92 136V140L94 139V137ZM122 136V137H121ZM140 136H142V137H140ZM145 136V137H146ZM171 136H172V138H171ZM223 137V139H222V137ZM232 136V137H231ZM254 136V135H253ZM252 136V137H253ZM17 137H19V134L17 135ZM52 137H54V138H52ZM75 137H77L76 139H74ZM83 139H82V138ZM88 137V139H86ZM97 137V135L95 134V138ZM98 137H100V136H98ZM102 137V136H101ZM100 137V139H102ZM104 137V136H103ZM134 137V142H133V138ZM255 137H257V136H255ZM254 137V138H255ZM259 137V136H258ZM49 138V139H48ZM51 138V139H50ZM81 138V139H80ZM105 138V137H104ZM106 138V139H107ZM120 138H121V141L119 142L118 141V139L120 140ZM123 138V139H122ZM216 138V139H215ZM1 139H0V141H1ZM80 139V140H79ZM90 139V140H91ZM97 139V138H96ZM100 139H98V140H100ZM159 139V140H158ZM226 139H228V140H226ZM39 140V141H38ZM53 140V141H52ZM57 140V141H56ZM90 140H88L89 142H88V145H89V143H91L92 141H90ZM114 140H116V141H114ZM156 140V141H155ZM233 140V141H232ZM257 140V139H256ZM18 141V142H19ZM32 141V142H31ZM51 141H52V143H51ZM59 141H61L60 140V138H59ZM80 141V142H79ZM107 140H104L103 139V142L104 143H107L106 142ZM171 141V142H170ZM209 141V142H208ZM219 141V142H218ZM226 141V142H225ZM252 141V140H251ZM255 141V140H254ZM259 141H261V138H260V140ZM16 142V141H15ZM15 142H14V145H15ZM22 141H20V144H22V146L23 145H25V144H23V143H21ZM26 142H24V143H26ZM41 142V141H40ZM49 144H48V143ZM96 142V144H98L97 142H99V145H100V147H103V146H106L105 144H103V145H101L100 143L102 142H100V141H95ZM148 142V143H147ZM174 142V143H173ZM215 142V143H214ZM253 142V141H252ZM252 142H251V145H252ZM11 143V142H10ZM42 143V142H41ZM40 143V145H42L41 147H44L43 146V143L41 144ZM58 143V145H59V142H57ZM57 143L55 144V145H57ZM60 143V144H61ZM81 143H83V144H81ZM84 143H85V145H84ZM157 143V144H156ZM173 143V144H172ZM209 143H211L210 145H211V147H215V148H212L211 149V147H210V145H209ZM232 143V144H231ZM247 143V142H246ZM250 142L248 141V144H249ZM254 143H257V141L256 142H254ZM18 143L16 142V149H17V147H19V145H17ZM65 144V145H64ZM93 144H95L94 142H93ZM141 144V145H140ZM149 144H151V145H149ZM155 144L157 145V146H155ZM200 144V145H199ZM215 145V146H212V145ZM230 144V145H229ZM8 145V144H7ZM11 145V144H10ZM10 145H8V146H10ZM27 145V144H26ZM25 145V146H26ZM35 145H33V146H31V147H34V149H37L36 148V146ZM57 145V146H58ZM67 145L69 146L68 148H71V149H69L68 151H67ZM72 145H73V147H72ZM74 145H76V146H74ZM87 145V146H88ZM140 145V146H139ZM173 145V146H172ZM202 145V146H201ZM207 147H206V146ZM251 145H245V146H247L245 149H247V148H250L251 147ZM256 145V144H255ZM12 146V148H15V147H13V144L11 145ZM22 146H20L19 148H18V150L22 147ZM29 146V147H30ZM46 146V147H47ZM78 146H79V148L80 149H78ZM81 146H84V147H81ZM151 146V147H150ZM176 146V147H175ZM220 146V147H219ZM231 146V147H230ZM252 146H254V145H252ZM28 146H26L25 147V149H27L28 148V150L30 149ZM55 147V146H54ZM97 147L100 149V147L97 145ZM97 147H95V148H97ZM172 147H174V148H172ZM23 148V147H22ZM21 148V149H22ZM48 148H47V151H48ZM57 148V147H56ZM55 148V149H56ZM67 148V149H66ZM76 148V149H75ZM81 148H86L85 150H87V151H84V152H82V149ZM105 148V147H104ZM126 148H127V150H126ZM164 148V149H163ZM203 148V149H202ZM208 148V149H207ZM210 148V149H209ZM228 148V149H227ZM231 148V149H230ZM20 149V150H21ZM33 149V151H35ZM74 149H75V151H76V153H75V151H74ZM91 149V148H90ZM107 149V148H106ZM105 149V150H106ZM139 149V150H138ZM226 150V152L225 151H221V150ZM237 149H238V151H237ZM242 148H241V150L240 151H242L243 150ZM19 150V151H20ZM31 150V149H30ZM52 150V149H51ZM51 150L50 151H48V154L51 152ZM72 150L74 151V153H72ZM78 150H79V152H78ZM81 150V151H80ZM84 150V149H83ZM102 150H103V148H102ZM108 150V149H107ZM121 150V149H120ZM122 150H124V148H122ZM203 150H209L208 152L206 151H203ZM231 150V151H230ZM8 151V150H7ZM10 151V150H9ZM8 151V152H9ZM104 151V150H103ZM138 151H141V153L140 152H138ZM211 151V152H210ZM54 153H55V151H53ZM53 152H51V153H53ZM59 152H62V153H59ZM96 152H102L101 151V149L99 150V151H96ZM229 152H231L230 153V155H229ZM4 153V152H3ZM2 153V154H3ZM64 153V154H63ZM73 155H72V154ZM78 153L80 154V153H83L82 154V157L79 159V158H75V157H73V156H76V157H79V155H78ZM111 153V152H110ZM133 153L136 155H139V156H134L133 155ZM207 153V154H206ZM226 153V154H225ZM235 153V152H234ZM1 154V155H2ZM5 154H7V152H5L4 153V155ZM60 154V155H59ZM61 154H62V156H61ZM69 155V157H68V155ZM77 154V155H76ZM90 154V153H89ZM119 154H122L121 156L122 157H119ZM126 154V155H127ZM130 154H132V155H130ZM143 154V155H142ZM197 154V155H196ZM200 154V155H199ZM220 154H222V156L220 155ZM223 154H225V156L223 155ZM3 155V157H5ZM7 155V156H8ZM15 155V156H14ZM20 155V156H19ZM52 155V154H51ZM71 155V156H70ZM113 155V156H112ZM142 155V156H141ZM228 155H229V157L231 158L230 160H229V157H228ZM235 156H237L236 155V153L234 154ZM6 156V157H7ZM16 156H17V158H19V160L16 158ZM66 156V157H65ZM81 156V155H80ZM87 156V157H86ZM106 156H109V157H107V159H106ZM110 156H111V158H113V160L112 159H110ZM116 156V157H115ZM118 156V157H117ZM130 156H131V158H130ZM175 156H176V158H175ZM200 156H201V159H200ZM12 157V158H13ZM54 157V158H53ZM59 157V158H58ZM60 157H62V158H60ZM70 157H72V158H74L76 161H77V159L79 160V164H77L78 166H77V169L79 168V166L81 165L82 167H80L81 168V171L80 172H77L76 170H75V168H72V166L71 165H69V163L72 161V160H74V159H72V158H70ZM126 158V160H127V163L129 164H127L126 165V167L124 166L125 165V162H124V160L122 159H119V158ZM171 157V158H170ZM223 157V158H222ZM238 157V156H237ZM56 158V159H55ZM69 158L70 159H72V160H69ZM90 158V159H91ZM114 158H116V159H114ZM118 158V159H117ZM131 160V163H130V160ZM143 158V159H142ZM145 158V159H144ZM192 158V159H191ZM234 158H236V157H234ZM17 159V160H16ZM52 159V160H51ZM67 159V160H66ZM109 159H110V162H112L113 161V163H114V165L117 167L118 165L116 164V163H118L119 162V165H122L121 164V162L122 163H124V167L123 166H121V167H123L124 168V170H123V172H122V170L121 169H119V168H121V167H117V168H115L114 167V170H115V172H113V174L115 173V174H117L116 173V169H119L118 170V174L117 175H114V177H113V174H112V177L114 178H112L111 179V172L109 173V169L111 168V164H110V162H109ZM147 159V160H146ZM155 159H157V160H155ZM42 160V159H41ZM44 160V159H43ZM42 160V161H43ZM107 161V164L105 165V162ZM118 160V161H117ZM19 161H20V163H19ZM90 161H91V163H90ZM121 161V162H120ZM152 161H153V165H157V166H155L156 167V170L158 171V172H160L159 174H157V179H155V181L157 180V181H159L158 182V185L159 186H157L156 184H157V181H156V183H155V181H154V179H153V177L152 176H150V175H148V174H150L149 172H151V169L150 168H148V170H150L149 172H147L148 170L146 169V163H148L147 165H149V163H152ZM212 161V162H211ZM217 161V162H216ZM219 161H220V163H219ZM55 162V163H54ZM84 162V163H83ZM154 162L156 163V164H154ZM192 162V163H191ZM225 162V163H224ZM23 163H21V164H23ZM94 165H96L97 164V166H96V168L93 166V164ZM134 163V164H133ZM5 164V165H4ZM11 164V165H12ZM15 164L17 165V166H15ZM52 164V165H51ZM86 164H88V165H86ZM108 164H110L109 165V167L110 168H108L107 166H108ZM137 164V165H136ZM139 164L141 165L140 167H139ZM220 164V165H219ZM228 164V163H227ZM6 165H8V166H6ZM33 165V166H32ZM34 165H35V167H34ZM86 165V166H85ZM113 165V164H112ZM136 165V166H135ZM219 165V166H218ZM88 166H90V168H88ZM128 166H131V167H128ZM225 166V165H224ZM236 166V165H235ZM237 166H239V165H237ZM240 166H241V163H240ZM239 166V167H240ZM1 167V168H2ZM7 167H9V170L11 171H9L8 170V168ZM56 167V168H55ZM69 167L70 168H72V170L73 171H71V169L69 170ZM128 167V168H127ZM148 167V166H147ZM197 167V168H196ZM216 167V168H215ZM219 167V168H218ZM220 167H222L221 169H220ZM243 167V166H242ZM20 168V169H19ZM43 168H45V170H46V168L48 169L47 170V174L45 173V170H43ZM127 168V169H126ZM137 168V169H136ZM195 168V169H194ZM207 168V169H206ZM210 168V169H209ZM241 168V167H240ZM18 169V170H17ZM29 169H30V172H29ZM84 169V170H83ZM88 169V170H87ZM90 169V170H89ZM128 170L129 169V171H126V170ZM135 169V170H134ZM138 169H139V171H138ZM204 169V170H203ZM206 169V170H205ZM219 170V172L218 171H216V170ZM235 169H237V170H240L238 167H236ZM234 169V170H235ZM75 170V171H74ZM80 170V169H79ZM101 170V171H100ZM102 170H104V171H106L107 172V170H108V174H106L105 172H103V174H105L106 175V177H105V175H103L102 174ZM132 170H134V171H132ZM137 170V171H136ZM8 171V172H7ZM35 171H37L36 173H35ZM43 171V172H42ZM52 171V172H51ZM90 171V172H89ZM133 172V174H132V172ZM142 171V172H141ZM179 171V174L177 173ZM192 171V172H191ZM206 171V172H205ZM232 171V170H231ZM230 171V172H231ZM16 172V173H15ZM25 173V175L24 174H22V173ZM55 174H54V173ZM70 172V173H69ZM76 172V173H75ZM82 172V173H81ZM100 172V173H99ZM124 172L126 173V176H125V174H124ZM128 172H129V174H131V175H129L128 174ZM137 172H139L140 174H138ZM170 172H173V173H170ZM188 172V173H187ZM203 172H205V173H203ZM214 172H216L215 174H214ZM218 172V173H217ZM233 172V171H232ZM237 172V171H236ZM239 172V171H238ZM11 173V174H10ZM34 173V174H33ZM38 173H39V177H41L42 179H43V181H45L44 183H43V181H41V179L40 178H38L37 177V175H38ZM42 173V174H41ZM49 173H50V175H49ZM77 173H79V175H80V178L78 177H76V176H78V174ZM81 173V174H80ZM148 173V174H147ZM176 174L177 175V177H179V178H177L176 180V182L175 181H173V182H171L170 184H169V186H168V190H167V188H166V186H165V182H166V180L169 178L170 179V174ZM234 173V172H233ZM1 174L3 175L4 174V176H6L7 177V179H9V181L4 177V176H1ZM13 174V175H12ZM16 174L18 175V176H16ZM42 176H41V175ZM44 174H46L45 176H44ZM51 174H53L52 176H51ZM69 174H71V176L69 175ZM76 174V175H75ZM82 174H83V176H82ZM135 174V175H134ZM162 174V175H161ZM213 174L215 175V177H213ZM223 174V173H222ZM9 175H10V177H9ZM28 175H32V176H30L31 178H33V177H37L38 179H37V181H35V179L36 178H33V179H31ZM89 175H90V177H89ZM119 175H124L123 177H122V179H121V177L119 178L118 176ZM148 175V176H147ZM196 175V176H195ZM199 175V176H198ZM230 175H231V173H230ZM12 176L14 177V178H12ZM20 176V177H19ZM54 176V177H53ZM93 176V177H92ZM98 176V177H97ZM104 176V177H103ZM109 176V177H108ZM117 176V177H116ZM133 177V176H135V177H133V178H131V177ZM149 176L150 177H152V178H150V179H148L149 178ZM203 176V177H202ZM1 177H3L4 179H6V180H4L3 178H1ZM9 177V178H8ZM18 177V178H17ZM69 177V178H68ZM127 177V178H126ZM145 179H144V178ZM148 177V178H147ZM200 177V179H198ZM29 178V179H28ZM82 178V179H81ZM93 178V179H92ZM102 178V179H101ZM116 178V179H115ZM126 180H125V179ZM141 180H144L145 181V183H144V181L142 182V180L140 181L139 179ZM160 178H161V180H160ZM187 178V179H186ZM192 178V179H191ZM194 178V179H193ZM2 179V180H1ZM12 181H11V180ZM15 179H16V181H15ZM31 179V180H30ZM40 179V180H39ZM49 179V181L47 182V180ZM70 179V180H69ZM73 179V180H72ZM78 180V179H80L79 180V182H77V181H75V180ZM91 179V180H90ZM118 179V180H117ZM121 179V180H120ZM123 179L125 180L124 182H123ZM131 179V180H130ZM138 181H140V182H138ZM153 179V180H152ZM159 179V180H158ZM164 179H166V180H164ZM168 179V180H169ZM18 180V181H17ZM21 182H20V181ZM22 180H23V184H22ZM30 180V181H29ZM34 180V181H33ZM52 180V181H51ZM84 180V181H83ZM113 180H114V182H113ZM133 180V181H132ZM5 181V182H4ZM11 181V182H10ZM24 181L27 183H24ZM29 183H28V182ZM73 181V182H72ZM89 181V182H88ZM92 181V182H91ZM128 181V182H127ZM154 181V182H153ZM4 182V183H3ZM10 182V183H9ZM20 182V183H19ZM38 183V185H37V183ZM39 182H42L41 183V185H40V183ZM46 182L47 183H50V184H46ZM56 184H55V183ZM66 182H68V184L66 183ZM70 182H72V183H70ZM75 182V183H74ZM78 183V185H79V183H80V185H81V187L79 188V186L78 187H76L77 186V183ZM83 182V183H82ZM95 184H94V183ZM100 182V183H99ZM124 183V185H123V183ZM177 182H178V184H177ZM199 182V183H198ZM3 183V184H2ZM9 184V186H8V184ZM12 183V184H11ZM88 183V184H87ZM92 183V184H91ZM104 183H106V184H104ZM128 183H130V184H128ZM153 183V184H152ZM160 183V184H159ZM162 183V184H161ZM173 183V184H172ZM175 183L177 184V185H175ZM4 184H5V186H4ZM15 184H17V185H15ZM19 184H21V185H19ZM34 184V185H33ZM44 184H46V186L44 185ZM76 184V185H75ZM83 184V185H82ZM118 184V185H117ZM127 184V185H126ZM134 186H133V185ZM152 184V185H151ZM154 184L156 185L155 186V188L154 187H152V186H154ZM172 184V185H171ZM189 184V185H188ZM10 185H14L11 189L9 188L10 187ZM22 185H24V186H22ZM35 185H36V188H35ZM47 185H48V187L50 186V188H51V190L50 191H47V193H45L44 194V192H42V187H44V190L47 188ZM71 185V186H70ZM72 185H74L73 187H72ZM87 185V186H86ZM173 185H175V188H173ZM187 185V186H186ZM7 186H8V188H7ZM18 187V188H16V187ZM30 188H29V187ZM40 186V187H39ZM61 186H63L62 188H61ZM70 186V187H69ZM124 186V187H123ZM128 186H130V187H128ZM15 187V188H14ZM34 187V188H33ZM37 187H38V189H37ZM46 187V188H45ZM52 187L54 188V189H52ZM57 187V188H56ZM60 187V188H59ZM66 187V188H65ZM69 187V188H68ZM88 187V188H87ZM112 187L114 188V189H112ZM132 187V188H131ZM177 187V188H176ZM24 188V189H23ZM32 188V189H31ZM55 188H56V190H55ZM71 188V189H70ZM75 190H74V189ZM86 188V189H85ZM93 188H95V190L93 189ZM111 190H110V189ZM160 188V189H159ZM10 189V190H9ZM14 191H13V190ZM26 189V190H25ZM28 189H29V191H28ZM33 189H35V190H33ZM41 189V190H40ZM49 189V188H48ZM63 189V190H62ZM65 189H66V191H65ZM83 189V190H82ZM101 189V190H100ZM104 189V190H103ZM109 189V190H108ZM126 189V190H125ZM130 189V190H129ZM174 189V190H173ZM23 190V191H22ZM39 192H38V191ZM54 190V191H53ZM74 190V191H73ZM85 190V191H84ZM87 190V191H86ZM103 190V191H102ZM120 190H123L122 192L120 191ZM158 192H156V191ZM162 190V191H161ZM176 190V191H175ZM2 191H4V193L2 192ZM20 192V194L18 193V192ZM25 191V192H24ZM27 191V192H26ZM34 193H33V192ZM37 193H36V192ZM41 191V192H40ZM59 193H58V192ZM62 191V192H61ZM111 191H113L112 193H111ZM119 191V192H118ZM155 191V192H154ZM170 191H172V192H170ZM177 191H179L178 193H177ZM13 192V193H12ZM22 192V193H21ZM30 192V193H29ZM53 192H55V193H53ZM61 192V193H60ZM99 192V193H98ZM110 194H109V193ZM118 192V193H117ZM26 193L27 194H30V195H26ZM32 193V194H31ZM50 193H53V195L54 196H56V197H54V196H52L53 197V199H54V201H56V203H57V206H56V203L55 202H53V199L51 200V198H50ZM59 195H58V194ZM67 193V194H66ZM69 193V194H68ZM70 193H71V195H70ZM85 193V194H84ZM121 193V194H120ZM144 193V194H143ZM170 193H172V194H170ZM175 193V194H174ZM9 196H8V195ZM11 194V195H10ZM38 194V195H37ZM40 194V195H39ZM42 194H43V197H42ZM46 194H48V195H46ZM63 194V195H62ZM87 194V195H86ZM119 194H120V196H119ZM140 196H139V195ZM163 194V195H162ZM169 194H170V196H169ZM6 195V196H5ZM19 195H21V196H19ZM25 195H26V198H25ZM52 195V194H51ZM66 195V196H65ZM68 195V196H67ZM122 195V196H121ZM5 196V197H4ZM16 196V197H15ZM29 196V197H28ZM33 196V198H32V201H34L33 203H31L32 201H31V197ZM48 196V197H47ZM58 196V197H57ZM61 196V197H60ZM72 197V198H70V197ZM75 196V197H74ZM78 196V197H77ZM116 196V197H115ZM159 197L160 199H161V203H160V199H159V201L157 200H155L156 199V197ZM169 196V197H168ZM35 197V198H34ZM41 197V198H40ZM90 197V198H89ZM168 197V198H167ZM15 198V199H14ZM37 198V199H36ZM38 198H40V202H39V199ZM45 198L46 199H48V201L47 202H45ZM63 198H64V201H63ZM81 198V199H80ZM118 198V199H117ZM12 199H14V201H12ZM25 199H26V201H25ZM29 199H30V201H29ZM43 199H44V201H43ZM49 199H50V202H49ZM74 199V201H72ZM17 201H20V202H17ZM22 201V202H21ZM36 201L39 203H37L36 204ZM78 201V202H77ZM85 201V202H84ZM107 201V202H106ZM168 201V202H167ZM4 202H6V203H4ZM7 202H8V204H7ZM12 202V203H11ZM17 202V203H16ZM24 202V203H23ZM52 202V203H51ZM75 202V203H74ZM118 202V203H117ZM135 202V203H134ZM157 202H159V203H157ZM166 202V203H165ZM170 202V203H169ZM28 203L30 204V205H28ZM42 203V204H41ZM54 203V204H53ZM63 203V204H62ZM72 203V204H71ZM126 205H125V204ZM149 203H151V204H149ZM153 203V204H152ZM169 203V204H168ZM14 204V205H13ZM25 204V205H24ZM33 204V207L31 206ZM47 205V207L46 206H44V205ZM9 205V206H8ZM17 205V206H16ZM23 205V206H22ZM34 205H35V207H34ZM43 205V206H42ZM53 205H55L54 207L56 208L55 210L57 211V212H55L54 214H53V211H54V208H53ZM105 205V206H104ZM107 205V206H106ZM127 206V207H125V206ZM148 205H152V206H154V207H152V210H150L149 208H148ZM14 206H16V207H14ZM37 206V207H36ZM50 206V207H49ZM59 206V207H58ZM123 206H124V208H126V209H128V210H126V209H124L123 208ZM5 208V210H4V208ZM14 207V208H13ZM24 207V208H23ZM32 207V210H33V208H34V212L36 211V213H34L32 216L35 218V219H37V221L36 220H33L32 218H31V215H29V214H32L31 213V209H29V208H31ZM46 207V208H45ZM105 207V208H104ZM109 207H111V208H109ZM151 207V206H150ZM161 207H163V208H161ZM13 208V209H12ZM26 211V213L24 214V210ZM36 208V209H35ZM37 208H39V209H37ZM43 208V209H42ZM50 208V211L48 210ZM83 208V209H82ZM146 208V209H145ZM166 208H168V209H166ZM15 209H16V211H15ZM18 209V210H17ZM29 209V210H31V211H27V210ZM107 209H109V210H107ZM14 210V211H13ZM21 210V211H20ZM44 211V212H42V211ZM47 210H48V213H47ZM93 210H94V213H93ZM122 210H123V212H124V214L123 213H120V212H122ZM146 210V211H145ZM147 210H149L148 212H147ZM157 210V211H156ZM4 211V212H3ZM13 213H12V212ZM38 211V212H37ZM39 211H41V213H43L42 215L43 216H41L40 214V212ZM92 211V212H91ZM102 211V212H101ZM161 211V212H160ZM9 212V213H8ZM19 212H20V214H19ZM86 212V213H85ZM89 212V213H88ZM128 212V214H126ZM143 212V213H142ZM144 212H147L146 214H144ZM6 213V214H5ZM40 213V214H39ZM46 213H47V216H46ZM87 213L88 214H90V216H89V219H88V215H87ZM130 213V214H129ZM136 213V214H135ZM9 216H8V215ZM11 214V215H10ZM48 214H49V217H48ZM51 214H52V218L57 222V223H61V224H59V226H57V228H59L57 231H56V233L54 232L55 231V227H56V225L55 224H52L51 223V231H50V226L48 225V223L49 222H51ZM120 214H122V215H120ZM146 215V218L144 217V215ZM149 214H151V216L149 215ZM159 214V215H158ZM27 215H29V216H27ZM35 215H37V216H35ZM38 215H39V217L40 218H38ZM56 215V216H55ZM133 215V216H132ZM8 218H7V217ZM15 216V217H14ZM16 216H18V218H16ZM21 218H20V217ZM24 216V217H23ZM25 216H27V217H25ZM46 216V217H45ZM92 216V220H90L91 217ZM104 216V217H103ZM139 216V217H138ZM141 216V217H140ZM6 217V218H5ZM29 217L31 218V220H33V221H35L34 223H35V225L34 224H30V223H28L31 227H27L26 228V225L27 226H29L28 224H26V221L29 219ZM44 217V218H43ZM48 217V219H46ZM85 217V218H84ZM126 217V218H125ZM143 217V220L141 219ZM13 218V219H12ZM22 218H24V219H22ZM25 218H28V219H25ZM108 218V219H107ZM137 218V219H136ZM22 219V221H20ZM46 219V220H45ZM57 219V220H56ZM95 219V220H94ZM113 219L115 220V221H118L120 224H121V227L123 228V229H126L127 231L129 230L130 232H129V234H128V237H127V235L126 236H124V237H122V238H120V236H117V237H115V236H112L111 238H110V236H109V238L112 240H109V238H108V240H109V242H108V240L107 239H105V238H102L103 240L105 239V240H107V241H103V240H101V239H99V238H101L102 236V232L101 231H104V227H102V226H111V224H108V221H109V223H111L110 221L112 220V223H113ZM141 219V220H140ZM146 219V220H145ZM153 219V220H152ZM9 220V221H8ZM26 220V221H25ZM30 220V219H29ZM42 222H41V221ZM47 222V225H45L46 223H45V221ZM48 220V221H47ZM60 220V221H59ZM62 220V221H61ZM89 220V221H88ZM136 220V221H135ZM138 220V221H137ZM18 221H19V223H18ZM23 221H25V222H23ZM41 222V224L42 223H45V224H43V226L41 225V224H37V222ZM59 221V222H58ZM94 221V222H93ZM143 221V222H142ZM146 221H147V223H146ZM13 222V223H12ZM31 222V221H30ZM38 222V223H39ZM55 222V223H56ZM118 222H114L115 224H112L113 226H114V228H111L110 230V232H115V231H117L116 230V228H121L120 227V224H118ZM128 222V223H127ZM150 222V224H148ZM151 222H152V225H151ZM5 223V224H4ZM8 223V224H7ZM21 223H22V225L24 224V226H22L21 225ZM32 223V222H31ZM135 223V224H134ZM156 223V225H154ZM163 223V224H162ZM3 224V225H2ZM15 224V225H14ZM16 224H20V225H18L19 227H20V233H19V230L18 229H16V228H19ZM83 224V225H82ZM85 224V225H84ZM98 224V225H97ZM132 224H133V226H132ZM147 224H148V226L150 225L151 226V228H148V226H147ZM9 225H11V226H9ZM14 225V226H13ZM45 225V226H44ZM53 225H55L54 227H53ZM160 225V226H159ZM6 226V227H5ZM35 226V228H33ZM38 226V227H37ZM47 226V227H46ZM92 226V227H91ZM127 226V227H126ZM131 226V227H130ZM7 227H9V228H7ZM14 227H15V229H14ZM25 228L26 229V231H24L22 228ZM41 227V228H40ZM45 227V228H44ZM53 227V228H52ZM92 228V230H93V228H96V229H94V230H98V229H100V230H98L97 231V233H96V231H95V233L93 232V235H91L90 237H91V240H90V238H88L89 236H88V234H92V232L91 231H89V230H91V228ZM125 227V228H124ZM130 227V228H129ZM7 228V229H6ZM29 228H32V229H30L29 230ZM47 228H49L48 230H46ZM56 228V229H57ZM62 228V229H61ZM90 228V229H89ZM102 228V229H101ZM104 228V229H103ZM121 228V229H122ZM129 228V229H128ZM160 228V229H159ZM8 229H12V230H9L8 231ZM35 230V232L34 233H36V234H38V235H35L34 233H33V231ZM42 229V233L40 232V230ZM45 229V230H44ZM54 229V230H53ZM68 229V230H67ZM80 231H79V230ZM159 229V230H158ZM4 230L6 231L5 233H4ZM21 230L24 232H21ZM36 230H37V232H36ZM77 230H78V233H80V234H78L77 233ZM93 230V231H94ZM150 230V231H149ZM158 230V231H157ZM149 231V232H148ZM16 232V233H15ZM20 234V237H23V238H19L18 237V233ZM41 234H40V233ZM46 232V233H45ZM91 232V233H90ZM148 232V233H147ZM157 232H158V234H157ZM7 233H9V234H11V235H9V234H7ZM22 233V234H21ZM26 233V234H25ZM58 233V234H57ZM6 235L7 237L8 236H10V237H12V236H14V237H12V239L10 238V240L7 242V238H6V236H4V235ZM13 234V235H12ZM29 234H30V236H29ZM46 235V236H44V235ZM49 234V235H48ZM54 234V235H53ZM63 234H65L64 236H63ZM94 234H96V235H94ZM99 234H101L100 236H98ZM112 234V233H111ZM155 234V236L153 237V235ZM157 234V235H156ZM17 235V236H16ZM22 235H24V236H22ZM28 235V236H27ZM43 235V237H41ZM34 236H36V238L34 237ZM37 236H38V238H37ZM50 236V237H49ZM52 236L53 237H56V238H53L54 239V242H55V240H56V243H58L59 245H58V247L57 246H55L56 245V243H54V242H52L53 240H52ZM61 236V237H60ZM26 237H27V239H26ZM32 237H34V239L32 240ZM67 237H69V238H67ZM77 237L78 239H75V238ZM93 237V238H92ZM151 237V238H150ZM153 237V238H152ZM157 237V238H156ZM19 238V240H17ZM41 238V239H40ZM47 238H49V239H47ZM74 238V239H73ZM86 238H88L89 239V241H88V239H86ZM115 238V239H114ZM118 238V239H117ZM125 238H127V239H125ZM153 239V240H149V239ZM155 238H156V240H155ZM170 238V239H169ZM30 239H31V241H30ZM37 239H39V240H37ZM43 239H44V242H43ZM61 239V241H59ZM100 240V241H97V240ZM116 240L115 242H114V240ZM142 239H144L143 241L145 242H143L142 241ZM168 239H169V241H174V239H173V237H168ZM6 240V241H5ZM59 242H58V241ZM86 240V241H85ZM92 240H93V242H94V244H95V246H93L92 245ZM10 241H11V243H10ZM13 241V242H12ZM21 243H20V242ZM23 241V242H22ZM25 241V242H24ZM29 241L31 242V243H29ZM40 241H42V242H40ZM83 241H85L84 243H83ZM102 241V242H101ZM152 241V242H151ZM153 241L155 242L154 243V249L152 250V248H151V246L153 245ZM7 242V243H6ZM14 242H16V243H14ZM19 242V243H18ZM27 242V243H26ZM40 244V243H42V246H41V244L39 245L38 243ZM45 242H46V244H45ZM62 242V246L64 245L65 247L64 248H62V246H61V243ZM68 242V243H67ZM71 242H73V243H71ZM90 242V243H89ZM96 242V243H95ZM98 242V243H97ZM100 242H101V244H100ZM137 242V243H136ZM149 242H151L150 244H151V246H149L150 244H149ZM5 243V244H4ZM12 243H14L15 244V246H13V244ZM35 243V244H34ZM47 243H48V246L47 247H45V249H47V250H43L42 252H41V247H44V246H46L47 245ZM52 243H54V244H52ZM66 243V244H65ZM87 243H88V245H87ZM103 243V244H102ZM105 243H108V244H106V245H104ZM141 243V244H140ZM142 243H143V246H142ZM148 243V244H147ZM169 243V242H168ZM9 246H8V245ZM18 246H17V245ZM24 244V245H23ZM25 244L26 245H31L30 247L29 246H27V247H29V248H27V247H25ZM86 244V245H85ZM147 244V245H146ZM170 244V243H169ZM5 245V246H4ZM68 245H70V246H68ZM72 245V246H71ZM75 245V246H74ZM78 245V246H77ZM87 246L88 247V249L86 248V247H83V246ZM91 245V246H90ZM104 247V248H102V246ZM140 245V246H139ZM12 246V248H10ZM17 246V247H16ZM21 246V247H20ZM34 246V247H33ZM36 246H37V248H36ZM41 246V247H40ZM68 246V247H67ZM146 246H148L147 248L149 249L148 251H146L147 250V248H146ZM3 247H6V248H4V249H2ZM15 247V248H14ZM71 247V248H70ZM76 247H78L77 248V250H76ZM94 247H95V249H97V250H95L94 249ZM101 247V248H100ZM106 247V248H105ZM145 247V248H144ZM153 247V246H152ZM9 250H8V249ZM23 248V249H22ZM39 248V249H38ZM48 248H49V250H48ZM56 248V250L58 251L57 253H55V251L56 250H53V249H55ZM58 248H61L62 250H64V251H62L61 249H58ZM67 248H69L68 250H67ZM74 248V249H73ZM6 249V250H5ZM71 249H73V250H71ZM80 249V250H79ZM89 249H90V251H89ZM143 249V250H142ZM146 249V250H145ZM152 250V252H151V250ZM11 250L13 251V252H15L14 254H13V252H11ZM20 250V251H19ZM25 250H26V252L28 251L29 252V255H27L28 254V252L26 253L25 252ZM30 250V251H29ZM40 250V251H39ZM51 250V251H50ZM61 250V251H60ZM87 250V251H86ZM139 250H140V252H139ZM4 251H8V252H11V253H9L8 255H7V253L5 252L4 253ZM3 252V253H2ZM30 252H33L34 254H32V253H30ZM37 254H36V253ZM45 252H46V254H45ZM61 252V253H60ZM64 252V253H63ZM153 253V252H155L156 254H151V253ZM20 253H22V254H20ZM24 253V254H23ZM20 256H19V255ZM30 254H32L33 256H32V259H34L33 261L31 260V259H28V258H31V255ZM38 254L41 256H39L38 257ZM67 254V255H66ZM140 254L143 256V258H141V257H139L140 256ZM147 256H146V255ZM11 255V256H10ZM14 255V256H13ZM23 255H27L28 257L26 258V256L24 257ZM151 255H153V256H151ZM17 256V257H16ZM30 256V257H29ZM35 256V257H34ZM151 256V258H149ZM3 257L5 258L4 260H3ZM14 258V259H13ZM17 258H22V259H20V261H19V259H17ZM25 258V259H24ZM37 258H38V260H37ZM43 258V259H42ZM45 258H47V259H45ZM7 259H9L10 261H8ZM17 259V260H16ZM24 259V260H23ZM40 259H42V260H40ZM6 260H7V262H6ZM12 260V261H11ZM28 260H29V262H28ZM47 261H48V263H47ZM14 262V263H13ZM18 262V263H17ZM41 262V263H40ZM43 262V263H42ZM46 262V263H45ZM142 262V261H141ZM2 263H0V264H2ZM25 264V263H24Z\"/></svg>",
	"mask_w": 264,
	"mask_h": 264
},
{
	"label": "bare ground",
	"instance_id": "2",
	"mask_svg": "<svg viewBox=\"0 0 264 264\" xmlns=\"http://www.w3.org/2000/svg\"><path fill=\"white\" fill-rule=\"evenodd\" d=\"M81 1V0H80ZM79 1V2H80ZM85 1V0H84ZM87 1V0H86ZM85 1V3H87V5H88V10L87 9H84L85 7H83V5H84V2H83V0L79 3V5H77V1H76V4L74 3L75 2V0H74V2L73 1H67V0H0V130L4 133V132H7V133H9L10 132V128L11 129H13L14 128V126H15V128H18L19 130H16L15 128L13 129V130H11V134L13 133V131H17V135L19 134V137H17V135L15 134V133H13V134H15L16 135V138H20V141H22L21 143H23V144H27L26 146H33V145H35V144H28L27 142L28 141H30L32 138H34L35 137V139H37V138H39V134H42V131H43V127L44 126H46L47 124H46V121H45V119L47 120V121H51V126L54 128L55 126V121H57L56 123H58V127L59 126H61L60 127V131L58 130L59 128H57V126L55 127V130L54 131H56L57 130V135L58 134H64L66 137H67V140H65L66 139V137L64 138V136L63 135H61L63 138H64V140L67 142V144L69 143V145L71 144V143H75V141H76V143L75 144H77L78 142H77V140H75V141H71V142H68V138L69 139H71L72 138V136H75V135H77V133L76 132H80V129L82 130V128L84 127L85 128V130L87 131V134L88 133H90L91 131H94V136L92 135V133H91V135H90V138L88 139V137L86 138V139H88V140H90L91 138H92V136L94 137V139L92 140H90V141H92L91 143H89V145H88V140L87 141H85V143L88 145H86L85 147H87L88 149L87 150H89L88 152H86V154H83V153H78V155H79V157H76V156H73V157H75V158H81L82 157V154H83V156L85 157V155H87V153H88V158L90 157L91 158V153H93L94 152V150H96V151H99L100 149H101V151L102 152H96L95 151V156H96V154H97V160H98V157L99 156H101L102 154H103V157H105L104 156V153L105 154H112V153H114L113 151H115L116 150V148H114L113 147V145L116 147V145H117V147H118V145H121L119 148L121 149H118L117 151H115L116 153H114L113 155H117V153H118V151H125V147H130V146H135V144L133 145H131L130 143H132V141L131 140H129L128 139V141H130V143H127L128 141H127V134L128 133H130L131 131H134L132 128V130L130 129V130H128L130 127H133L132 126V124H131V122H130V125L128 126V125H126V122L128 123V121L126 120V119H124V120H126V122H125V126H128V128L126 129V127H125V129H124V126H122V125H120V126H118V124H117V126H118V129H119V127H121L120 129H122L121 131H123V130H126V132L124 131V132H121L122 134L123 133H125V135H124V137L123 138H125L124 140L125 141H127V142H125V143H127V144H125L124 143V140H123V142L122 143H124L125 145H128V146H123L122 147V143H120V144H117L116 142H115V144H113L114 142H113V139L111 140V139H109L110 137H113L112 135H109L108 134V128H109V126L110 125H112L111 123H112V121L114 122V120H117L116 122H118V117L119 116H122V115H120V114H123L125 111H127L128 110V105H127V107H125L123 104H126V102H127V100L126 99H124V100H126V102L125 103H123L122 104V102H124V101H122V100H120V101H118L119 102V104H117V105H120L119 107L121 108V111H122V109H126L127 108V110H123L122 112L123 113H121V112H119L120 110L117 108L116 110H118L117 112L118 113H116V115H115V111L113 110L114 109V106H112V105H114V103L111 105V98H112V101L114 102V100L113 99H115L116 97H117V99H119V97L121 96V92L123 91V90H121V88L122 87H120L121 85L120 84H124L125 83V81H126V84H127V82H130V81H128V80H130V78H132V76L134 75L133 73L135 72V71H133L132 69H130L129 67H131V66H127V65H130V64H128V60H133V58H131L129 55H126L127 53L125 52H122V51H120L121 53H123L124 55H122L121 56V54L120 53H118V55L119 56H121L122 57V60H124L125 61V59H123V58H125L126 56V58H128V57H130L129 59H127L126 61H127V63L126 62H123L122 60H120V64L119 63H114V64H116L117 65V67H112V64H113V62H111V63H109V66H106L107 68H108V71L107 72H109L108 74H111L110 72L112 71V70H114V72L112 73L114 76H116L115 74H117L118 75V73L119 72H121L122 70H123V72H121V73H123V74H125L127 71L126 70H128V75H127V73H126V76H127V78H125V81H123L124 80V77H126L125 75L122 77V75L123 74H121V73H119V75L121 74V78L123 79L122 80V83L119 81V85L120 86H117V85H115V86H117V87H115L114 88V86H113V89L111 88V85L112 84H110L109 86H107L108 84H104V83H106V82H108L110 79H112V80H110L109 81V83H112V81H113V83H115V81L114 80H116V79H114V76L112 77L111 75H108V74H106L107 72L105 71V76H106V78H104L103 80V82H101V85L100 86H102L103 85V87H101V89H98V91H96V95H98V96H100L99 95V93H103V95L102 96H104L103 98H102V96H100L99 98H97L98 96H96L95 94H93L92 93V95H94L95 96V98H92V99H94L93 101L96 103V100H100L101 102H103V104L100 106V104L99 103H101L99 100H98V102H97V104L96 105H98L99 104V106H97L96 108V110L97 111H99V112H97V111H95L94 113V116H96V118H94V116H93V113H92V115H91V113L89 114L90 116H93V117H85V116H88V115H85L84 117L85 118H83V117H79V119H77L78 121H76V118H78V115L80 116V114L82 113V112H86L87 113V111H85L86 110V108H84L83 109V107H87V105H88V101L90 102V104H92V103H94L93 101H92V103H91V98L88 100V101H85V99H86V96H85V98H84V95H83V98H82V96H80L81 98V100L79 101L78 100V102L77 101H75L74 103H75V105H77L76 104V102L80 105L79 106V109H80V111L78 112V110L76 111V109H75V111L76 112H78V114H77V117H76V113H75V115L73 114V113H71V114H73V120H75L76 122H78L77 124H76V122H74L73 121V125L71 124L72 123V121H70L71 119H72V117H70V119H69V113H67L68 111H69V109H70V111L69 112H71V108L73 107L74 108V106H71V108H69V106H70V104L72 103V102H68L69 103V106L65 103V100H66V98H68V97H66V96H63V95H65V94H63V93H65V92H63L64 90H65V88H67V89H70V90H72L73 91V88H74V85H75V81H77V79L75 78V75L74 74H72V72H68V75L70 74V75H74V76H70L69 75V77H71V78H69L68 77V81L66 82V78H67V76L68 75H66L65 77L66 78H64L63 76V78L62 79H65L64 81L66 82H64V86L62 85V86H60V84L61 83H59V79H57L55 82L53 81V80H51V81H49L50 79L49 78H46L47 80H45V77H44V79L42 78V76L41 77H36L37 75H39L40 73V71H41V69H39V66L41 67L42 65L41 64H43V63H39V61H44V65H46V64H49V65H51V62L54 60H51V54H53V53H51V51H53L54 53H56L55 52V49L56 50H59V48L57 47V46H61V49H62V51H63V54L65 53L66 55H67V53H68V55L69 56H71L72 54H73V52H74V57L76 58V60L78 59H80V54H79V52L78 51H73V52H71L70 50L72 49L71 48V46L73 47V45H71V44H73L74 43V40H75V43H76V41H77V43L79 44V43H84L81 39V37H80V35L78 34V31L76 32L78 35H79V37H77L78 35L76 34H74L73 32H71V30H73L72 28L73 27H76V25H74L75 23H78V22H74V21H76V19H75V17H73L74 15H75V13L77 14L76 15V17H77V21H81L82 20V18H83V20L84 21H86V19L84 18V16H82V15H79V18L80 17H82V18H80V20H79V18H78V14H80L81 13V11L79 10V6H80V9H82L83 8V10H82V13L81 14H85L86 12H88L89 11V8L91 9V8H93L94 7V13H100V12H103V14L102 13H100L99 14V16L100 17H97L96 15H97V13L96 14H94L92 11H91V13H93L95 16H96V18L94 17V19H96L97 20V18L99 19L98 21H100V18H101V21H103L104 20V18H105V16H106V10H108V9H106V10H104L105 9V7L107 8V6H109V10L111 11V13H112V9H111V4H116L117 2H119L118 0H105L106 2L105 3H103L102 2V0H93L94 2L91 4V1L92 0H89L90 2H86ZM104 1V0H103ZM117 1V2H116ZM128 1L129 2V0H124V3H126V2ZM138 2H142V4L144 3L143 1H147V0H143V1H140V0H137ZM156 1V0H155ZM162 1V0H161ZM164 1V0H163ZM163 1L161 2V4H160V1L159 2H156V3H158L159 5H162V3H163ZM168 1V0H167ZM166 1V2H167ZM174 1H176V0H174ZM174 1H172L171 0V5L173 6L175 3H174ZM178 1V0H177ZM183 1V3L181 2L180 3V1H178L179 3H177V4H175V6L176 7H178V4H179V6H181L182 4H184V6H182L183 7V9L185 10V12H186V14L183 12L184 10L182 9V7H178V8H175L176 10H174V7H173V10L175 11V12H177V13H179V16L183 13L184 15H185V19L184 18H182V19H184V21H186V20H189L188 22V24H187V21L185 22L186 23V25L185 24H181L182 22H183V20H182V22H180V23H178V21H179V18L180 17H177V14H175V15H173V13H172V15H173V20H172V22H174V23H171V22H169L170 24H173V25H175L174 27H177L178 26V28L181 26V25H184L185 27V29H187L186 28V26L187 25H189L190 23H191V25L193 24V26L195 25H205L206 26V24L208 25L207 26V28L208 27H210L211 28V30L209 31V32H211L212 31V27H217L216 25H218V27H219V25H221V23L223 24H226V25H231V24H233V22L236 20L237 21V18L238 17H242V19L241 20H238V22H236L235 21V24L236 23H238L237 25H239V22H241L242 20H243V22L244 21H250V19H251V21H252V18H250L249 20L247 19V18H249V17H252V16H255V15H258V16H255L256 18H253V24L255 25V26H257V27H260V29L262 30V27L264 28V17H262V19H260V18H257V17H260V15L262 14V13H264V4H261V6H259L258 5V1L260 2V0H182ZM131 4H133V2H135L136 3V1H133V0H131ZM147 2H149V0L147 1ZM172 2L174 3V4H172ZM81 3H83V4H81ZM107 3V4H106ZM123 3V2H122ZM124 3H123V5H124ZM135 3L133 4V5H135ZM139 3V4H140ZM155 3V4H156ZM165 3V2H164ZM163 3V4H164ZM82 6H81V5ZM145 4V3H144ZM147 4V3H146ZM157 4V5H158ZM168 4H170V2L168 1L167 2V4L165 3V5H167V6H164L165 8H167V11L166 10H164V11H162L164 14L162 15V17H161V15H157V14H159V11H157V10H155V12L157 11L158 13L156 14V17H155V14L153 13V11L151 12V11H149L150 9H148L147 7H149V6H147L146 7V5H144L145 6V10L146 11H149V12H147V13H152L150 16L145 12V11H143V9L141 8V11L143 12V13H138L139 15L141 14L142 15V19H140L141 17L139 16L138 17V14H136L135 12H132V11H129V7H132V6H130V4L128 5H126L125 4V6L127 7V10L132 14V16H131V14H129V13H127V14H125L124 13V11L126 10H124L123 11V9L124 8H122L123 6H121V3L120 4H118L117 3V6H116V8L118 7H120L121 6V10H122V12L120 13V15L122 14V15H124L125 14V16H127L128 18H132L131 20H132V23H135L137 20V22H136V26L137 25H140V23H142L143 24V22L145 21L146 22V20H148V17L149 18H152V19H154V18H157V16H160L161 18H163L164 16H165V13H168L169 14V9L168 8H170V10H172V6H169ZM77 5V6H76ZM91 5V6H90ZM120 5V6H119ZM154 5V4H153ZM158 5V6H159ZM78 7V8H76V7ZM85 6V5H84ZM136 6H142V5H137V3H136ZM136 6H134L135 8H137ZM157 6V7H158ZM194 6H196L194 9L196 10V8L197 9H199L197 12H195V10L194 9H191V8H193ZM75 7V8H74ZM82 7V8H81ZM133 7V8H134ZM156 7V6H155ZM112 8H115V7H112ZM134 8V9H135ZM151 8V7H150ZM153 8V7H152ZM160 7H158V9H159ZM161 8H163V7H161ZM38 9H43L44 10V12H45V14H44V17L43 18H46L45 20L44 19H42V18H40V19H42V22H43V20H44V22L43 23H41L40 25H34V26H32V22L31 23H29L30 21H31V19H33L34 20V18H35V22L37 21L36 20V17H37V19H38V16L36 15L35 17H33V15L32 14H35V12H36V10H38ZM58 9V10H57ZM73 9H76L75 11L73 10ZM78 9V10H77ZM139 9H140V7H139ZM138 9V10H139ZM155 9H157V8H155ZM50 10V12L52 11L53 13V15H48L47 13H48V11ZM72 10L75 12V13H73L72 12ZM84 10H85V12H84ZM116 10V11H115ZM115 10H113L114 12H118V14H119V11L118 10H120V9H115ZM127 10H126V12H127ZM132 10V9H131ZM137 10V11H138ZM151 10H153V9H151ZM160 10V9H159ZM177 10H181V12L180 11H177ZM183 10V11H182ZM191 10H194V13L195 14H190L191 13ZM40 11V10H39ZM56 11H57V13H56ZM136 11V10H135ZM34 12V13H33ZM80 12V13H79ZM113 12V14L114 15H116V13H114ZM144 12H145V14H144ZM161 12V13H162ZM173 12V11H172ZM174 12V13H175ZM56 13V14H55ZM74 15H73V14ZM134 13V14H133ZM181 13V14H180ZM192 13H193V11H192ZM89 14V13H88ZM105 15V16H103V18H102V15ZM260 14V15H259ZM40 15H41V13H40ZM114 15H112V19H118L119 18V15H118V17L117 16H114ZM121 15V16H122ZM135 15H137V17H138V19H137V17H134ZM144 15V16H143ZM145 15H147L146 16V19H145ZM167 15V14H166ZM187 15V16H186ZM192 15V16H191ZM90 16V20L91 21H89L88 23L87 22H85V24H84V22H83V24H82V27H81V25H79V27H80V29H85L86 27V29L88 30V28H90L92 31H90V29H89V33H92V32H94V33H96L95 31L96 30H98L99 31V29H96V27H97V23H98V21H96V20H93V17H91V14L89 15ZM114 16V17H113ZM124 16V18L123 17H121V18H123L124 20H125V17ZM130 16V17H129ZM169 16H171V14H169ZM169 16H167L168 18H169V21L171 20L170 18L171 17H169ZM183 16V15H182ZM261 16H263V14L261 15ZM33 17V18H32ZM39 17H41V16H39ZM86 17H88L87 16V13H86ZM115 17H117V18H115ZM159 17V18H160ZM167 17H164L165 19H167ZM174 17H175V19H174ZM74 18V19H73ZM92 18V19H91ZM106 18H107V16H106ZM106 18H105V23H106ZM121 18H119V20L118 21H122V25H123V19L121 20ZM126 19L125 21H127L128 22V20H129V23H130V19ZM144 18V19H143ZM161 19L162 21L164 20L165 22H166V20L165 19ZM177 18V19H176ZM39 19V20H40ZM133 19H137L136 21L135 20H133ZM152 19H150V22L151 23H149V22H146V23H148V24H146L145 22H144V24H146L147 26H150V25H152L153 24V22H156V21H153L152 22ZM254 19H256V20H254ZM74 20V21H73ZM87 20H89V18L87 19ZM93 20V21H92ZM139 20H140V23H139ZM161 20H159L160 22H161ZM168 20V19H167ZM177 20V21H176ZM192 20V21H191ZM260 20V21H259ZM94 21H96L95 23H96V26H94L95 25V23H93ZM135 21V22H134ZM142 21V22H141ZM158 21V20H157ZM164 21H163V23H164ZM176 21V22H175ZM254 21H255V23H254ZM257 21V22H256ZM40 22V21H39ZM46 22V23H45ZM127 22H125L126 24H127ZM160 22L158 23V25L160 24ZM193 22V23H192ZM195 22V23H194ZM243 22H241L242 23V25L245 23H243ZM28 23H29V25H28ZM34 23V22H33ZM80 23V22H79ZM81 23H82V21H81ZM86 23H87V25H86ZM100 23V22H99ZM103 23V22H102ZM105 23L103 24V26H101V28H102V30H101V28H100V31H99V35H101V33L103 32V33H105V32H107V30H108V28H109V26H107L106 25V27H107V30L105 29L106 27H105ZM131 23V25H133V27H135V25L134 24H132ZM137 23H139V24H137ZM157 23V22H156ZM169 23H166V25H164V26H166V27H159L157 24V26L161 29H164V28H166V29H170V27H168L169 25ZM177 23L180 25H177ZM184 23V22H183ZM249 23H251V22H249ZM31 24V25H30ZM90 24H93L92 25V27H91V25ZM113 24V23H112ZM121 24L120 25H116V23H115V25L116 26H120V28H121ZM126 24L125 25H123V26H126ZM165 24V23H164ZM247 24V22L245 23V25ZM252 23H251V25H253ZM74 25V26H73ZM102 25V24H101ZM115 25H112L113 27L110 29L109 28V31L111 32L112 31V33L111 34H113V36L114 35H116L117 37L120 35H117L116 34V32L117 31H119V27H118V29H116L117 27L115 26ZM130 25V24H129ZM156 25L154 24V26H155V28L153 27V26H150V27H153L152 28V30L154 29H157L158 27H156ZM173 25H171V26H173ZM191 25H190V27H191ZM210 25V26H209ZM213 25H215V26H213ZM234 25V24H233ZM241 25V24H240ZM239 25V26H240ZM243 26V27H246V26H248V25H246V26ZM78 26V25H77ZM86 26V27H85ZM93 26L95 27V30L93 31ZM115 26V27H114ZM143 26V25H142ZM141 25L139 26V27H142ZM160 26H162V23H161V25ZM192 26V27H193ZM194 26V28L195 29H193V30H196V27ZM212 26V27H211ZM84 27V28H83ZM100 27V24L98 25V27L97 28H99ZM105 27V28H104ZM127 27V26H126ZM132 26L130 27V28H133ZM145 27V26H144ZM150 27L148 28V27H145V29L144 28H141L142 30L144 29V31L146 30V28H148L147 30L149 31L150 30ZM168 27V28H167ZM174 27H172L173 29H175ZM182 27V26H181ZM191 27V28H192ZM200 27V26H199ZM204 27V26H203ZM254 27V26H253ZM78 28V27H77ZM114 28L117 30V31H115L114 30ZM130 28H128V30H130ZM158 28V29H159ZM183 27L181 28V29H184ZM190 28V29H191ZM75 29V28H74ZM104 29H105V32H104ZM140 29V28H139ZM139 30V31H142V30ZM153 30V32L154 33H156V34H154V35H156V38L158 39H155L154 37L155 36H153V37H150V36H148V37H150L149 39L151 40V38H152V40H153V43L152 42H150L148 45H150L151 43L154 45L153 47H155V48H157L155 45H156V43L158 42V41H162L163 40V37H165L167 34H164V36H163V33L164 32H162V30L160 31V30ZM173 29H170V31L171 30H173ZM201 29H203L204 30V28H202L201 27ZM206 29V28H205ZM241 29V28H240ZM247 29V28H246ZM245 29V30H246ZM77 30V29H76ZM82 30V31H83ZM125 30H126V28H125ZM125 30H123V32L125 31ZM133 30V29H132ZM131 30V31H132ZM135 30H136V27H135ZM134 30V31H135ZM177 30V29H176ZM176 30H174V32L173 33H177V31ZM189 30V29H188ZM197 30H198V28H197ZM196 30V33H198V32H200V31H197ZM200 30V29H199ZM202 30V31H203ZM207 30H209V28L207 29ZM74 31V30H73ZM84 31H86V30H84ZM97 31V32H98ZM102 31V32H101ZM115 31V33H113ZM147 31V32H148ZM157 31V32H156ZM176 31V32H175ZM184 31V30H183ZM192 31V30H191ZM55 32V33H54ZM57 32H59V34L60 35H58L57 34ZM87 32V31H86ZM86 32H84V33H86ZM110 32H107L106 34H110ZM122 32V30L120 31V33ZM122 32V33H123ZM128 33V31H125L124 33ZM146 32V33H147ZM162 32V34H160ZM172 32V31H171ZM182 33V35H184L183 33L185 32H182L181 30L180 31H178V35L180 34V33ZM186 32H188L187 30H186ZM54 33V34H53ZM83 33V34H84ZM88 32H87V34H89ZM93 33V34H94ZM117 33H119V32H117ZM121 33V34H122ZM131 33H133V31L131 32ZM136 33H138V32H136ZM142 33V32H141ZM144 33V32H143ZM191 33V32H190ZM193 33V32H192ZM191 33V34H192ZM195 33V32H194ZM201 33V32H200ZM200 33H198L199 35H200ZM204 33V32H203ZM206 33H208L207 31L205 32V34ZM260 33V32H259ZM51 34H53V36L51 35ZM55 34H56V36L58 37L57 39V42L55 43L57 46H55V48H54V50H52V48L54 47L53 46V44H52V42L54 41V40H56L55 39ZM105 34V35H106ZM134 34H135V32H134ZM171 34V33H170ZM92 35V34H91ZM90 34L87 36L88 38H89V40H90V38L92 37ZM98 35V34H97ZM98 35V37H99V40H102V38L100 37ZM127 35V34H126ZM130 35V34H129ZM128 35V36H129ZM135 35H137L139 38H140V35H139V33L138 34H135ZM134 35V36H135ZM144 35V34H143ZM172 35V34H171ZM175 35H177V34H175ZM177 35V36H178ZM181 35V34H180ZM181 35V36H182ZM190 35V34H189ZM195 35V34H194ZM202 35H204V34H202ZM59 36H60V38H59ZM81 36H82V34H81ZM85 36V34L83 35V37ZM96 36V35H95ZM94 36V37H95ZM106 36H108V35H106ZM136 36V37H137ZM145 36H146V34H145ZM170 36V35H169ZM105 37V36H104ZM111 37V36H110ZM109 37V38H110ZM120 37V36H119ZM118 37V38H119ZM135 37V39H139V38H136ZM143 37V36H142ZM147 37V38H148ZM161 37H162V39H161ZM167 37V36H166ZM182 37H184V36H182ZM181 37V38H182ZM191 37H192V35H191ZM190 37V38H191ZM54 38V40H52ZM81 38V39H80ZM93 38V37H92ZM91 38V39H92ZM101 38V39H100ZM108 38V37H107ZM107 38H105V39H107ZM112 38V37H111ZM115 38V37H114ZM118 38H115L116 39V42H117V39ZM124 38V37H123ZM123 38H121V40L120 41H122L123 40ZM131 38V37H130ZM130 38H128L129 40H131ZM154 38V39H153ZM174 38V37H173ZM176 38V37H175ZM187 38V37H186ZM197 38V37H196ZM205 38V37H204ZM86 41H87V38L85 37L84 38ZM95 39V38H94ZM113 39V38H112ZM112 39H108L109 40V43L111 44V41H112ZM114 39V40H115ZM125 39V38H124ZM127 39V40H128ZM141 39V38H140ZM139 39V40H140ZM168 40V38H164V40ZM172 40V38H169V40ZM194 39V38H193ZM201 39V38H200ZM97 40V39H96ZM99 40H98V42H99ZM111 40V41H110ZM128 40V41H129ZM138 40V41H139ZM144 39H142V41L141 42H143V43H145L144 41H143ZM151 40V41H152ZM154 40H156V42L154 41ZM180 40V39H179ZM183 40H184V38H183ZM190 40V39H189ZM81 41V42H80ZM124 41V40H123ZM132 41V43H133V41H134V39L133 40H131ZM175 41V40H174ZM88 43H89V41H87ZM103 42H104V39H103ZM106 42V41H105ZM136 42V41H135ZM133 43L134 45L136 44V43ZM146 42H149V40H147ZM155 42V43H154ZM167 43L169 42V41H166ZM171 42V44H172V41H170ZM170 42H169V44H170ZM188 42V41H187ZM76 43V44H77ZM91 43H93V42H91ZM107 43V42H106ZM113 43V42H112ZM125 43V42H124ZM129 43L130 42H128V44L127 43H125V45L127 46V47H129ZM139 43H140V41H139ZM143 43H140V44H143ZM163 43H165V41H163ZM75 44V45H76ZM102 44H104V43H102ZM116 45H117V43H115ZM119 44V43H118ZM162 44V43H161ZM179 44V43H178ZM185 44V43H184ZM190 44V43H189ZM98 45V44H97ZM100 45V44H99ZM98 45V46H99ZM113 45V44H112ZM112 45H111V47H112ZM120 45H122V46H124V44L122 43V44H120ZM131 45V44H130ZM137 45V44H136ZM144 45V44H143ZM157 45H159V42L157 43ZM165 45V44H164ZM168 45V44H167ZM166 45V46H167ZM79 46H81L82 47V45H79ZM85 46H86V44H85ZM95 46H96V44H95ZM117 46H119V45H117ZM116 46V47H117ZM140 46V45H139ZM142 46V45H141ZM168 46H170V45H168ZM183 46V45H182ZM107 47H108V44H107ZM110 47V46H109ZM125 47V46H124ZM135 47V46H134ZM146 47V46H145ZM152 47V45L150 46V48ZM152 47V48H153ZM165 46H163V48H164ZM171 47V46H170ZM174 47V46H173ZM184 47V46H183ZM58 48V49H57ZM86 49H87V47H85ZM90 48V47H89ZM93 48V47H92ZM101 48V47H100ZM113 48H115V47H113ZM113 48H111V49H113ZM126 48V47H125ZM131 49H132V47H130ZM130 48H127L128 50L130 49ZM137 48H138V46H137ZM149 48V47H148ZM76 49V48H75ZM96 50H98L99 48H95ZM109 49V48H108ZM121 49V48H120ZM119 49V50H120ZM122 49H124L123 47H122ZM121 49V50H122ZM134 49V48H133ZM132 49V50H133ZM141 49H142V47H141ZM144 49V48H143ZM146 49V48H145ZM144 49V50H145ZM154 49V48H153ZM152 49V50H153ZM159 49V48H158ZM158 49H156V51L158 50ZM165 49V48H164ZM78 50V49H77ZM132 50H129V51H131V52H133ZM137 50H139L140 51V49H137ZM151 50V51H152ZM186 50V49H185ZM60 51V50H59ZM110 51V50H109ZM115 51V50H114ZM118 51V50H117ZM125 51H127V50H125ZM138 51V52H139ZM155 51V50H154ZM154 51H153V53H154ZM162 51V50H161ZM165 52H166V49L164 50ZM72 54H71V53ZM92 52V51H91ZM95 52V51H94ZM97 52V51H96ZM95 52V53H96ZM100 52V51H99ZM111 52V51H110ZM128 52V51H127ZM146 52V51H145ZM149 52H150V50H149ZM148 52V53H149ZM60 53H62V52H60ZM60 53L58 52V54L60 55ZM70 53V54H69ZM102 53V52H101ZM113 53L114 54H116V52H112V55L111 56H113ZM135 53V52H134ZM136 53H137V51H136ZM140 53V52H139ZM138 53V54H139ZM142 53V55L144 54L143 52H141ZM148 53H146V55L148 54ZM158 53H160L161 54V52H158ZM158 53H156V54H158ZM208 53V52H207ZM57 54V53H56ZM82 54V53H81ZM89 54V53H88ZM138 54H136V55H138ZM236 54V53H235ZM39 56V58H37L38 56ZM65 55V58L66 57H68V56H66ZM85 55V54H84ZM101 55V54H100ZM99 55V56H100ZM135 55V54H134ZM146 55H144V56H146ZM152 55V54H151ZM154 55V54H153ZM37 56V57H36ZM53 56V55H52ZM87 56L88 55H86V58L84 57V62L86 61L85 59H87ZM97 56V55H96ZM103 56V55H102ZM114 56H116V55H114ZM113 56V57H114ZM125 56V57H124ZM132 56V55H131ZM251 56V55H250ZM60 57V59H61V57H63V56H59ZM72 57H73V55H72ZM106 57V56H105ZM109 57V59H110V61H115L116 59L118 60V58H116V57H114V58H112V59H114V60H111V58H110V56H108ZM120 57V58H121ZM132 57H134V62L136 63V65H135V68H137L136 66H138L139 65V63L141 62V61H143V59L144 58H142L141 57V59L142 60H140V56H139V59L137 58H135L136 56H132ZM138 57V56H137ZM152 57V56H151ZM162 57V56H161ZM46 58V59H45ZM55 58V57H54ZM71 58V57H70ZM75 58H74V60H75ZM81 60H83V56H81ZM96 58V57H95ZM95 58H94V60H95ZM102 58V57H101ZM150 58V57H149ZM159 58V57H158ZM180 58V57H179ZM18 59H20V61L21 60H25V61H27L26 63H27V68L25 69L24 68V66H21V68H24V69H22V70H27L28 68V70L27 71H23L24 73H20V72H22V70H21V68H20V72H19V75H16V74H18V73H13L14 71H18V69L16 70V69H14L13 70V72H10L11 70L9 69V70H6V71H9V74H11L9 77L8 76H5V74H8V73H6L3 69H5L6 67L5 66H7V65H12V62H15L16 60H18ZM42 59V60H41ZM55 59H57V58H55ZM69 59V58H68ZM73 59V58H72ZM93 59V58H92ZM96 59H98L99 61H101L98 57L96 58ZM107 60H108V58H106ZM156 59V58H155ZM247 59V58H246ZM252 59V58H251ZM70 60V59H69ZM73 60V61H74ZM78 60H77V62L76 63H78ZM116 60V61H117ZM136 60H139V61H136ZM159 60H160V58H159ZM250 60V59H249ZM56 61V60H55ZM62 61V60H61ZM60 61V62H61ZM88 61H89V59H88ZM93 61V60H92ZM109 61V62H110ZM248 61V60H247ZM54 62V61H53ZM66 62V61H65ZM68 62V61H67ZM74 62V63H75ZM98 62V61H97ZM118 62V61H117ZM123 62V63H122ZM137 62H139V63H137ZM144 62V61H143ZM145 62H146V59H145ZM166 62V61H165ZM188 62V61H187ZM251 62V61H250ZM19 63V62H18ZM62 63V62H61ZM94 63H96V62H94ZM107 63V62H106ZM124 63L125 64H127V65H124ZM129 63H130V61H129ZM134 63V64H135ZM142 63V62H141ZM140 63V65L139 66H141L142 64ZM148 63V62H147ZM156 63V62H155ZM16 64V63H15ZM79 64H80V62H79ZM82 64H83V61H82ZM82 64H80L81 66H82ZM86 64V63H85ZM89 64V63H88ZM113 64V65H114ZM118 64L119 65H121V67L120 68H118L119 66H118ZM131 64L134 66V64L131 62ZM138 64V65H137ZM145 64V63H144ZM168 64V63H167ZM24 65V64H23ZM58 65V64H57ZM61 65V64H60ZM63 65V64H62ZM78 65V64H77ZM79 65V71H81V73H82V68H81V70H80V66ZM84 65V64H83ZM92 64H89V66H91ZM107 65H108V63H107ZM124 65V66H123ZM147 65V64H146ZM159 65V64H158ZM189 65V64H188ZM252 66H253V64H251ZM53 66V65H52ZM65 66V65H64ZM69 66H71L70 64L68 65V68H69ZM72 66H74V65H72ZM71 66V67H72ZM85 66H87V65H85ZM98 67H99V65H97ZM110 66L113 68V69H111V70H109V68H110ZM132 66V67H133ZM151 66V65H150ZM155 66H157V65H155ZM160 66V65H159ZM166 66V65H165ZM18 67H19V65H18ZM44 67H46V66H44ZM51 67V66H50ZM83 67V66H82ZM88 67V66H87ZM87 67H86V70H87ZM124 67V68H123ZM127 67V68H126ZM142 67V66H141ZM174 67V66H173ZM11 68V67H10ZM17 68V67H16ZM54 68V67H53ZM56 68V67H55ZM66 68H67V63H66ZM74 68V67H73ZM91 68V67H90ZM97 68V67H96ZM115 68L117 69L116 71H115ZM125 68H126V70H125ZM144 68V67H143ZM158 68V67H157ZM160 68H162V67H160ZM187 68V67H186ZM255 68V70H257V68L256 67H254ZM44 69H46V68H44ZM62 69V68H61ZM60 69V70H61ZM70 69V68H69ZM85 69V68H84ZM94 69V68H93ZM98 69V68H97ZM140 69V68H139ZM163 69H165V68H163ZM167 69V68H166ZM60 70H58V71H60ZM70 70H72V68L70 69ZM90 69H88V71H89ZM125 70V71H124ZM130 70H132L133 71V73L132 74H130V76L131 77H129V72H130ZM135 70V69H134ZM161 70V69H160ZM46 71V70H45ZM64 71V70H63ZM62 71V72H63ZM73 71H75L74 69H73ZM78 71V72H79ZM91 71V70H90ZM104 71V70H103ZM119 71V72H118ZM131 71V72H132ZM173 71V70H172ZM175 71H176V69H175ZM247 71V70H246ZM61 72V74H63ZM84 72V75H85V71H83ZM98 72H99V69H98ZM118 72V73H117ZM137 72V71H136ZM135 72V73H136ZM160 71H157V73H159ZM39 73V74H38ZM51 73V72H50ZM59 74H60V72H58ZM67 73V72H66ZM74 73V72H73ZM88 73V72H87ZM87 73H86V75H87ZM94 73V72H93ZM92 73V74H93ZM95 73H97V71L95 72ZM115 73V74H114ZM156 73V69H155V72H154V74ZM173 74H174V72H172ZM245 73V72H244ZM261 73H263V72H261ZM4 74V75H3ZM36 74V75H35ZM43 74H44V70H43ZM47 74V73H46ZM52 74H54V73H52ZM91 74V75H92ZM97 74H100V73H97ZM101 74H102V72H101ZM25 75H27V77H29L28 79H29V83L28 82H26L27 81V79H25L26 78V76ZM55 75V74H54ZM79 75V74H78ZM96 75V74H95ZM104 75L102 76V77H104ZM110 77L109 79H108V76ZM136 75H138V74H136ZM153 75V74H152ZM157 76H156V78L158 77V76H160V75H162L161 73L158 75V74H156ZM169 75V74H168ZM94 76V75H93ZM97 76H99V75H97ZM141 76V75H140ZM163 76V75H162ZM174 76V75H173ZM245 76V75H244ZM51 77V76H50ZM54 77V76H53ZM76 77H77V75H76ZM83 77V76H82ZM82 77H79L80 79H82ZM129 77V78H128ZM155 77V76H154ZM58 78H60V77H58ZM76 80H75V79ZM78 78V79H79ZM97 79H98V77H96ZM100 78H101V75H100ZM141 78V77H140ZM150 78V77H149ZM156 78H154V79H156ZM8 79V80H7ZM49 79V80H48ZM51 79H52V77H51ZM55 79H56V77H55ZM70 79V80H69ZM79 79V80H80ZM85 79H86V77H85ZM89 79V78H88ZM91 79V78H90ZM89 79V80H90ZM128 79V80H127ZM148 79V78H147ZM258 79V78H257ZM257 79H256V82H257ZM94 80V79H93ZM107 80V81H106ZM117 80H118V78H117ZM117 80H116V82H117ZM121 80V79H120ZM132 80V79H131ZM145 80V79H144ZM143 80V81H144ZM157 80H160V79H156L155 80V83H156V81ZM259 80V79H258ZM49 81V82H48ZM62 81V80H61ZM82 81V80H81ZM85 81V80H84ZM86 81H88V80H86ZM92 81V80H91ZM96 81V80H95ZM95 81H92L93 82V84L95 83ZM102 81V80H101ZM106 81V82H105ZM134 81V80H133ZM152 81V80H151ZM263 81H264V79H263ZM98 82H99V80H98ZM153 82H154V80H153ZM165 82V81H164ZM260 82V81H259ZM258 82V83H259ZM49 83H50V85H49ZM55 83H57V84H55ZM81 83V82H80ZM88 83H89V81H88ZM91 83V82H90ZM131 83H132V81H131ZM158 83V82H157ZM261 83V82H260ZM81 84H83V83H81ZM99 84V83H98ZM116 84V83H115ZM149 84V83H148ZM263 84H264V82H263ZM66 85V86H65ZM80 85V84H79ZM91 85V84H90ZM134 85V84H133ZM143 85H145V84H143ZM157 85V84H156ZM48 86L49 87H51L52 89H50V90H53L54 91V96H50L49 94H51V93H49L48 94V92H49V88H48ZM87 86V85H86ZM108 87L109 89H108V91H107V89L105 88L104 90H103V92H101L102 91V89L104 88V87ZM132 86V85H131ZM154 86V85H153ZM165 86H167V85H165ZM169 86V85H168ZM178 86V85H177ZM258 86V85H257ZM260 86H262V85H260ZM76 88H78L77 86H75ZM85 87V86H84ZM93 87V86H92ZM95 87V86H94ZM124 87V86H123ZM141 87H143V86H141ZM163 87V86H162ZM245 87V86H244ZM263 87V86H262ZM75 88V89H76ZM116 88H120L119 90L121 91L120 93H119V95H118V92L119 91H116L115 89ZM138 88V87H137ZM155 88V87H154ZM226 88V87H225ZM233 88V87H232ZM257 88V87H256ZM260 88V87H259ZM90 89V88H89ZM92 89H94V88H92ZM91 89V90H92ZM123 89V88H122ZM135 89V88H134ZM146 89V88H145ZM164 89V88H163ZM176 89V88H175ZM249 89H251V88H249ZM249 89L248 90H246V91H249ZM81 90V89H80ZM88 90V88L86 89V91ZM90 90V91H91ZM101 90V91H100ZM111 90H115L114 92L116 93V95L117 96H114L115 95V93L113 94V91H111ZM158 90V89H157ZM162 90V89H161ZM167 90V89H166ZM225 90V89H224ZM226 90H227V88H226ZM255 90V89H254ZM254 90H252V91H254ZM263 90V89H262ZM66 91V90H65ZM84 91H85V89H84ZM90 91H87L88 93L90 92ZM92 91H95V90H92ZM244 91H245V89L242 91L243 93H244ZM251 91V90H250ZM251 91V92H252ZM32 92H34L33 93V95H35V98H34V96H33V99H34V101H32V100H30V101H32V103L34 102V105H35V103H36V105H35V107H33V108H35L36 109V106H37V111L35 112V109H33L32 110V108H28V109H30V113L26 110V112L27 113H25V110H21V111H19L20 109H22V107H23V104H22V102H24L25 100H27V98L30 96V98H32V96H31V94H32ZM68 92V91H67ZM80 92H82V91H80ZM87 92H83L84 94L85 93H87ZM171 92V91H170ZM29 93H31L30 95H28ZM53 93V92H52ZM70 93V92H69ZM69 93H68V95H69ZM87 93V94H88ZM91 93V92H90ZM111 93L113 94V96L111 95ZM130 93V92H129ZM140 93V92H139ZM160 93H162V92H160ZM168 93V92H167ZM230 93V92H229ZM242 93V94H243ZM249 94V96L250 95H253V93H251L250 94V92H248ZM260 93V92H259ZM262 93V92H261ZM62 94V95H61ZM71 94V93H70ZM76 94V93H75ZM122 94H125V91H124V93L122 92ZM127 94V93H126ZM150 94V93H149ZM163 94V93H162ZM255 94V93H254ZM257 94V93H256ZM255 94V95H256ZM28 95V96H27ZM72 95V94H71ZM70 95V96H71ZM79 95V94H78ZM78 95H75V97H76V99L78 98L77 96ZM90 95V94H89ZM91 95V96H92ZM244 95L245 94H243V97H244ZM246 95H247V92H246ZM246 95H245V98H246ZM247 95V97H249ZM27 96V97H26ZM49 96L50 97H53V99L55 100V101H57L56 103H57V105H60V110H58V114L57 113H55L54 114V112L49 108V110L48 111H50V113H51V115H49V114H47V109L46 110H44L45 112H42L41 111V108H42V110H43V108L44 107H46L47 106V108L48 107H51V105L49 106V104L51 103L50 101H51V99H50V101H49ZM62 96V97H61ZM90 96V97H91ZM112 96V97H111ZM119 96V97H118ZM124 96V95H123ZM128 96V95H127ZM168 96V95H167ZM59 97H61L60 98V102L62 103V104H58V98ZM63 97L65 98V99H63ZM88 97V96H87ZM93 97V96H92ZM137 97V96H136ZM242 97V96H241ZM250 97H252V96H250ZM255 96L253 95V97L252 98H254ZM257 97V96H256ZM97 98V99H96ZM105 98H108L107 100H109L108 101V103L106 102L107 100L105 99ZM120 98H122V97H120ZM126 98V97H125ZM162 98V97H161ZM172 98V97H171ZM251 98V99H252ZM71 99V98H70ZM74 99V98H73ZM88 99V98H87ZM96 99V100H95ZM101 99H104V100H106L105 102H104V100H101ZM116 99V100H117ZM128 99V98H127ZM130 99V98H129ZM243 98H241V100H242ZM28 100H29V98H28ZM27 100V101H28ZM62 100H64V103L62 102ZM115 100V101H116ZM132 100V99H131ZM164 100V99H163ZM240 100V101H241ZM122 101V102H121ZM151 101V100H150ZM149 101V102H150ZM180 101V100H179ZM246 101H247V98L246 99H244V102L246 103ZM248 101H249V99H248ZM253 101V100H252ZM1 102H2V105H1ZM87 102V103H86ZM141 102H145V101H142L141 100ZM148 102V101H147ZM152 102V101H151ZM239 102V101H238ZM237 102V103H238ZM251 102V101H250ZM26 103V102H25ZM24 103V104H25ZM55 103V102H54ZM73 103V104H74ZM86 103V104H85ZM94 103V104H95ZM117 102H115V104H116ZM123 105H121V104ZM244 103V104H245ZM253 103V102H252ZM93 104V105H94ZM239 104V103H238ZM243 104V103H242ZM241 104V105H242ZM247 104V103H246ZM33 105V104H32ZM31 105V106H32ZM33 105V106H34ZM54 105H56V104H54ZM54 105H53V107H54ZM56 105V106H57ZM86 105V106H85ZM130 105V104H129ZM133 105H135V104H133ZM237 105V104H236ZM248 105H249V103H248ZM248 105H242L243 107L245 106V107H247ZM25 106H26V104H25ZM44 106V107H43ZM150 106V105H149ZM156 106V105H155ZM240 106V105H239ZM19 107H21V108H19ZM30 107V106H29ZM58 107V106H57ZM76 107V106H75ZM95 107V106H94ZM101 108L100 110H99V108ZM111 107H112V110H111ZM117 107V106H116ZM115 107V108H116ZM124 107V108H123ZM225 107V106H224ZM243 107H241L242 109L241 110H243ZM259 107V106H258ZM24 108V107H23ZM72 108V109H73ZM88 108V107H87ZM160 108V107H159ZM181 108V107H180ZM235 108H237V106L235 107ZM240 108V107H239ZM38 109H40V110H38ZM54 109V108H53ZM77 109H78V107H77ZM83 109V110H82ZM90 109V108H89ZM158 109V108H157ZM176 109V108H175ZM182 109V108H181ZM238 109V108H237ZM236 109V110H237ZM247 109V108H246ZM263 109V108H262ZM18 111L19 112V114H21L22 112H23V114H21V116L16 112V111ZM31 110H32V114H36L38 111H41V113H44V115L43 114H41L40 112V114L39 113H37V114H39V115H42V116H39V115H37V116H35V117H33L34 115H32L31 114ZM82 110V111H81ZM133 110H135V109H133ZM152 110V109H151ZM74 111V109L72 110V112ZM74 111V112H75ZM89 111H91V110H89ZM94 111V110H93ZM111 111H113L114 112V114H111ZM140 111V110H139ZM184 111V110H183ZM21 112V113H20ZM55 112H57V111H55ZM128 112H129V110H128ZM146 112V111H145ZM151 112V111H150ZM153 112H154V110H153ZM17 113V115L16 116H20V117H22V115H24L25 114V117L27 118L28 116L26 115V114H28V115H32V117H31V115L27 118L30 122H32L31 120H33L34 118L36 119V121H35V119L33 120V122H32V124L34 123V124H36L35 126H33V128H31L32 126H31V123H30V126H29V124L27 123V121H24V122H26V124L31 128H28L26 125V127L25 126H22V125H24V124H20L21 126H19V124H18V122H19V120L17 119V118H19V117H15V114ZM84 113H83V115H84ZM89 113V112H88ZM87 113V114H88ZM97 113V114H96ZM134 113H136V112H134ZM54 114V115H53ZM57 114V117H58V119L55 117V115ZM69 114V115H68ZM118 114H119V116H118ZM125 114V113H124ZM129 114V113H128ZM144 114V113H143ZM162 114H166V116H167V113H165L164 111L162 112ZM244 114V113H243ZM247 114V113H246ZM260 114H261V112H260ZM262 114L264 115V113H263V111H262ZM114 115V117H115V119H113V118H111L112 116ZM126 115H127V112H126ZM151 115V114H150ZM184 115V114H183ZM231 115V114H230ZM238 115V114H237ZM255 115V114H254ZM259 115V114H258ZM46 116H47V118H46ZM129 116V115H128ZM144 116V115H143ZM160 115H158V117H159ZM241 116V115H240ZM245 116V115H244ZM243 116V117H244ZM257 116V115H256ZM24 117V116H23ZM24 117V118H25ZM31 117V118H30ZM55 117V118H54ZM76 117V118H75ZM127 117V116H126ZM126 117H124V116H122V117H120V118H126ZM147 117H149V116H147ZM146 117V118H147ZM157 117V116H156ZM168 117V116H167ZM225 117V116H224ZM229 117V116H228ZM235 117V116H234ZM26 118L24 119V120H26ZM51 118V119H50ZM89 118H94V121L92 122L91 121V119H89ZM174 118V117H173ZM232 118V117H231ZM237 118V117H236ZM257 118V117H256ZM259 118V117H258ZM262 118V117H261ZM31 119V120H30ZM55 119H57V120H55ZM148 119V118H147ZM159 119H160V117H159ZM170 119V118H169ZM234 119V118H233ZM17 120H18V122H17ZM21 120H22V118H21ZM79 120H80V122H79ZM112 120V121H111ZM130 120V119H129ZM133 120V119H132ZM131 120V121H132ZM134 120L136 121V119L134 118ZM134 120H133V123L135 124V122H134ZM144 120V119H143ZM173 120V119H172ZM231 120V119H230ZM238 120V119H237ZM241 120H243V118L241 119ZM256 120V119H255ZM261 120V119H260ZM262 120H264V118H262ZM50 121L49 122H47V123H50ZM60 121H62V123L60 124ZM174 121V120H173ZM225 121H226V119H225ZM239 121H240V119H239ZM257 121V120H256ZM23 122V121H22ZM22 122H19V123H22ZM52 122L54 123V124H52ZM71 122V123H70ZM123 122V123H124ZM137 122V121H136ZM147 122V121H146ZM145 122V123H146ZM149 122V121H148ZM161 122V121H160ZM232 122H234V120H232ZM242 122V121H241ZM115 123V122H114ZM141 123V122H140ZM142 123H144V121L142 122ZM165 123V122H164ZM171 123H174V122H172L171 121ZM227 123H228V121H227ZM237 123H239V122H236V124ZM75 124H76V126H75ZM78 124H81V125H79V126H83V127H78L77 125ZM129 124V123H128ZM222 124V123H221ZM233 124V123H232ZM260 124H262V123H260ZM259 124V125H260ZM17 125V126H16ZM114 125V124H113ZM112 125V126H113ZM115 125H116V123H115ZM114 125V126H115ZM140 124L138 123L137 124V126L138 127H140L139 126ZM142 125V124H141ZM146 125V124H145ZM149 125H150V127L149 126H147L148 128L147 129H149V128H151L153 125L152 124H150L149 123ZM173 125V124H172ZM225 125V124H224ZM229 125V124H228ZM228 125H226V127L228 126ZM238 125V124H237ZM251 125V124H250ZM111 126V128H114V127H112ZM136 126V129L138 128ZM245 126V125H244ZM23 127H25L26 128V130L25 129H23ZM50 127V126H49ZM170 127V126H169ZM236 126H234V128H235ZM247 127V126H246ZM255 127V126H254ZM257 127V126H256ZM259 127V126H258ZM45 128V127H44ZM79 130H78V129ZM111 128H109V129H111ZM115 128H117V127H115ZM114 128V129H115ZM142 128V127H141ZM144 128H145V126H144ZM153 128H156V127H153ZM231 128H233V127H231ZM245 128V127H244ZM251 128H253V127H251ZM250 128V129H251ZM261 128V127H260ZM259 128V129H260ZM264 127H262V129H263ZM29 129L30 130H34L33 132L34 133H32L31 131H29ZM134 129H135V127H134ZM147 129H146V131H147ZM172 129V128H171ZM174 129V128H173ZM172 129V130H173ZM227 129H230V126H229V128H227ZM236 129V128H235ZM239 129V128H238ZM238 129H236V130H238ZM3 130H5V131H3ZM36 130V131H35ZM75 130H78V131H75ZM140 130V133L139 134H141L142 135V131L143 130H145V129H143L142 131H141V129H138V131ZM155 130V129H154ZM154 130L153 129H151V132H150V130L148 131V133H146L145 131H143V138L142 139H148L147 138V136L146 135H149L150 133H152V132H154ZM158 130V129H157ZM217 130H219V127H218V129ZM9 131V132H8ZM45 131V130H44ZM52 132V134L53 133H55V132ZM115 131V130H114ZM117 131V130H116ZM128 131H130V132H128ZM137 131V132H138ZM167 131V130H166ZM227 131H229V130H227ZM238 131H240V129L238 130ZM246 131H249L248 130V128H247V130H245V132ZM254 131V130H253ZM2 132H0L1 133V135H2ZM40 132V133H39ZM49 132V131H48ZM48 132H46L45 131V133L43 134V136L45 137V135L47 136V134H48ZM81 132H85L84 130H82ZM96 132V133H95ZM113 132V131H112ZM137 132H136V135H135V137H136V148L138 147L137 146V144H139V142L137 141V139H139L138 138V135H137ZM145 132V133H144ZM150 132V133H149ZM171 134H174L175 132H174V130L173 131H169ZM222 132V131H221ZM232 132V131H231ZM244 132V131H243ZM7 133H5V134H7ZM37 133H39L38 134V137L36 138V136H34L35 134H37ZM118 134L117 136H114V139L116 138V137H119L120 135H119V130L117 131V133L116 132H113V134ZM127 133V134H126ZM155 133V132H154ZM153 133V134H154ZM168 133V132H167ZM220 133V132H219ZM228 133V132H227ZM240 133V132H239ZM255 133H257V134H255ZM255 133L252 135H249V137L247 138V136H246V138H244V136L242 137H240V135L239 134H234L233 132H232V134H234L235 135V137L236 138H234L235 139V141H234V143L233 144H237V145H239L240 146V144H242V141L243 142H245L244 144L245 145H251V142H252V145H254V146H252L251 145V147L250 148H247V149H245L247 146H245L244 145V149H243V147H242V145H241V147L239 148V153H237L235 150H233V155L232 156H234V157H236V158H232L231 156V158H232V160H231V162L229 163V161H227V158H226V160H225V164H222L221 166L222 167H224V168H222V167H220V169L222 168L223 170H221L222 171V173L220 174V176H216V178L218 179V182L216 183V184H214L213 186H211L209 189H208V191L206 192V194L204 195V196H200V194L197 192L196 194L194 193V196L192 197L193 199H192V204H193V207L194 208H192V210L191 211H193V212H191L190 213V215L188 216V218L187 219H185L184 217H183V211L181 210H177L176 211V213H175V216H174V225H173V227L174 228H171V229H169L168 230V228H169V224L168 223H166L165 224V226L163 227V229H165V230H167V232H166V234L164 235V243H166V245H165V247H163V249H162V251H161V253H160V258H163V260H161L160 259V262H161V264H264V129H263V131L262 130H258V132L257 131H255ZM5 134H3L2 136H4ZM11 134H9V135H11ZM12 134V135H13ZM56 134V133H55ZM81 134V133H80ZM86 134V133H85ZM86 134V135H87ZM95 134L97 135V139L95 138ZM98 134H101V135H98ZM112 134V133H111ZM146 134V135H145ZM226 134V133H225ZM225 134H224V136L223 137H226L225 136ZM231 134V133H230ZM8 135V134H7ZM8 135V136H9ZM10 136V137H12V139H13V136ZM50 136H53V135H51V134H49ZM88 135V136H89ZM108 135L110 136L109 138H107L108 137ZM129 135H131V134H129ZM168 135H170V134H168ZM223 135V134H222ZM226 135H228V134H226ZM239 135V136H238ZM243 135V134H242ZM247 135V134H246ZM6 136V135H5ZM8 136H6V138H5V140H4V137H3V140L1 139V141H0V157H1V159H4V160H6V162H8V163H10L9 164V167L11 168V167H13L14 169L15 168H17V167H20V168H22L21 167V165H23V168H22V170L24 169V168H26V170H28L27 169V167H24V165L26 166V162L28 163V161H27V159L29 160V162H30V164L28 163L27 164V166L28 165H30V167H31V162L33 161V164H34V162H35V164H36V166H37V170H39V173H40V171L42 170V167H43V164H44V167H47L46 165H45V163H47L48 161H50V160H48L49 158H46L47 157V155H50L49 157H51V156H53V154H54V156H58V155H56L57 154V152H56V150L58 149V151L61 149L60 147L62 146V141H64L63 140V138H61L60 136H59V138H60V140L61 141H59V138H57L58 139V141L57 142H59V145H58V143H57V145H55L56 143H53V145L52 144H50L51 146L50 147H53V148H48V146L46 147L45 146V144H46V142H44L45 141V139L44 138H40V141L43 143V146L44 147H41L42 145H40V141H39V144L37 143V145L38 146H36V148L37 149H34V147H29L30 149L28 150V148L27 149H25V145H23L22 146V144H20V141L19 140H17V139H14L18 144L17 145H19V147L20 146H22L19 150H18V148L19 147H17V149H16V142H15V145H14V142L11 140H8L10 137H8ZM98 136H102L101 138L102 139H100V137H98ZM105 138H104V137ZM125 136H127V137H125ZM146 136V137H145ZM253 136V137H252ZM255 136H257V137H255ZM259 136V137H258ZM15 137V136H14ZM58 137V136H57ZM71 137V138H70ZM122 137V136H121ZM140 137H142V136H140ZM149 137H153L152 136V134L149 136ZM173 137H174V135H173ZM222 137V136H221ZM223 137H222V139H223ZM232 137V136H231ZM255 137V138H254ZM52 138H54V137H52ZM77 137H75L74 139H76ZM82 138V137H81ZM80 138V139H81ZM107 138V139H106ZM122 138V139H123ZM171 138H172V136H171ZM227 138V137H226ZM260 138H261V141H259L260 140ZM49 139V138H48ZM51 139V138H50ZM55 139H56V135H55V138H54V141H55ZM79 139V140H80ZM83 139V138H82ZM98 139H100V140H98ZM103 139L104 140H107L106 142L107 143H104L103 142ZM133 139V142H134V137L132 138ZM216 139V138H215ZM257 139V140H256ZM25 140H28L27 142L25 141ZM42 140H44V141H42ZM71 140H73V138L71 139ZM102 141L100 144L101 145H103V144H105L106 146H103V147H100V145H99V142H97L98 144H96V142L95 141ZM110 140V141H109ZM116 140H117V138H116ZM116 140H114V141H116ZM159 140V139H158ZM224 140V139H223ZM226 140H228V139H226ZM252 140V141H251ZM255 140V141H254ZM19 141V142H18ZM53 141V140H52ZM52 141H51V143H52ZM111 142V144H112V149H113V151H112V149H111V151H110V147H108L109 145H108V143L109 142ZM118 141L120 142L121 141V138H120V140L118 139ZM143 141H145V140H142V142ZM156 141V140H155ZM233 141V140H232ZM241 141V142H240ZM248 141L250 142L249 144H248ZM257 141V143H254V142H256ZM11 142V143H10ZM24 142H26V143H24ZM32 142V141H31ZM80 142V141H79ZM93 142L95 143V144H93ZM142 142H140V143H142ZM171 142V141H170ZM209 142V141H208ZM219 142V141H218ZM226 142V141H225ZM239 142H240V144H239ZM247 142V143H246ZM41 143V144H42ZM45 143V144H44ZM48 143V142H47ZM61 143V144H60ZM85 143H84V145H85ZM144 143V142H143ZM148 143V142H147ZM174 143V142H173ZM172 143V144H173ZM215 143V142H214ZM12 145L13 144V147H15V148H12V146L10 145V146H8V145ZM49 144V143H48ZM79 144V143H78ZM77 144V145H78ZM81 144H83V143H81ZM90 144H92V145H94V147L91 145V149L89 148V146H90ZM110 144V143H109ZM157 144V143H156ZM155 144V146H157ZM211 143H209V145H210ZM232 144V143H231ZM256 144V145H255ZM65 145V144H64ZM97 145L100 147V149L97 147ZM108 145V146H107ZM141 145V144H140ZM139 145V146H140ZM149 145H151V144H149ZM200 145V144H199ZM230 145V144H229ZM237 145L235 146V147H237ZM55 146V147H54ZM60 146V147H59ZM74 146H76V145H74ZM173 146V145H172ZM202 146V145H201ZM206 146V145H205ZM208 146V145H207ZM206 146V147H207ZM212 146H215L214 144L212 145ZM57 147V148H56ZM60 149H59V148ZM69 146L67 145V148H68ZM72 147H73V145H72ZM81 147H84V146H81ZM92 147L94 148V150L92 149ZM95 147H97V148H95ZM105 147V148H104ZM151 147V146H150ZM176 147V146H175ZM210 147H211V145H210ZM220 147V146H219ZM231 147V146H230ZM47 148H48V151H50L51 149V152H53V151H55V153L53 152V153H49L48 154V151H47ZM56 148V149H55ZM65 148V147H64ZM63 147H62V149H64ZM66 148V149H67ZM102 148H103V150H102ZM108 150H107V149ZM122 148H124V150H122ZM130 148H132V147H130ZM129 148V150L128 151H125L126 153L124 154V157L125 156H129L128 154H127V152H129V151H131V149ZM172 148H174V147H172ZM212 148H215V147H211V149ZM241 148L243 149L242 151H240L241 150ZM33 149L35 150V151H33ZM62 149L60 150V151H62ZM69 149H71V148H68L67 149V151L69 150ZM76 149V148H75ZM75 149H74V151H75ZM78 149H80L79 148V146H78ZM82 149V152H84V151H87V150H85L86 148H81ZM84 149V150H83ZM106 149V150H105ZM164 149V148H163ZM203 149V148H202ZM208 149V148H207ZM210 149V148H209ZM228 149V148H227ZM231 149V148H230ZM9 152H8V151ZM13 150H14V154H15V152L16 151H18V153H22V156H20L21 157V159H23V157H24V159L26 160H24L25 162L23 163V161L21 162V163H23V164H21L20 163V161H19V163H20V165L18 164V161L16 162L15 160H12V159H15V157H13V156H10V155H8V154H11L12 152H13ZM126 150H127V148H126ZM139 150V149H138ZM66 151V150H65ZM65 151H62V152H64V153H66ZM70 151V150H69ZM68 151V152H69ZM74 151L72 150V153H74ZM81 151V150H80ZM93 151V152H92ZM203 151H205V150H203ZM207 151V150H206ZM205 151V152H206ZM209 151V150H208ZM207 151V152H208ZM222 152L223 151H225L226 152V150H221ZM231 151V150H230ZM237 151H238V149H237ZM5 152H7V154H5L4 155V153ZM62 152H59V153H62ZM71 152V151H70ZM78 152H79V150H78ZM104 152V153H103ZM111 152V153H110ZM138 152H140L141 153V151H138ZM211 152V151H210ZM236 153V155L238 156H235L234 154ZM3 153V154H2ZM17 153V152H16ZM63 153V154H64ZM71 153V154H72ZM75 153H76V151H75ZM85 153V152H84ZM90 153V154H89ZM102 153V154H101ZM230 153L231 152H229V155H230ZM2 154V155H1ZM52 154V155H51ZM127 154V155H126ZM207 154V153H206ZM226 154V153H225ZM225 154H223L224 156H225ZM3 155L5 156V157H3ZM12 155H13V153H12ZM60 155V154H59ZM68 155V154H67ZM73 155V154H72ZM77 155V154H76ZM81 155V156H80ZM112 155V156H113ZM122 154H119V157H122L121 156ZM130 155H132V154H130ZM133 155L134 156H136L134 153H133ZM143 155V154H142ZM141 155V156H142ZM197 155V154H196ZM200 155V154H199ZM221 156H222V154H220ZM229 155H228V157H229ZM15 156V155H14ZM61 156H62V154H61ZM71 156V155H70ZM86 156V157H87ZM93 156L94 155H92V158L90 159L89 158V160H92V162H94L95 163V157H94V159H93ZM137 156H139V155H137ZM11 158V159H9V160H11L12 162L13 161H15V163L16 164H18L19 166H17L16 164H15V166H17V167H14L13 166V164H12V162L10 161H8V159H6V158ZM13 157V158H12ZM66 157V156H65ZM68 157H69V155H68ZM107 157H109V156H106V159H107ZM116 157V156H115ZM118 157V156H117ZM119 158V159H125L124 160V162H125V165H124V163H122L121 161V164L122 165H119V162L118 163H116L118 166V168L119 167H121V166H125L126 167V165L128 164L127 163V160H126V158ZM229 157V160L231 159ZM16 158H17V156H16ZM48 160H46V159ZM54 158V157H53ZM59 158V157H58ZM60 158H62V157H60ZM70 158H72V157H70ZM69 158V160H72V159H74V158H72V159H70ZM130 158H131V156H130ZM171 158V157H170ZM175 158H176V156H175ZM223 158V157H222ZM0 159V162H2L3 160H1ZM18 160H19V158H17ZM16 159V160H17ZM43 161H42V160ZM56 159V158H55ZM105 159V158H104ZM104 159H101V160H103L104 161ZM110 159H112L113 160V158H111V156H110ZM110 159H109V162H110ZM114 159H116V158H114ZM118 159V158H117ZM129 159V158H128ZM143 159V158H142ZM145 159V158H144ZM192 159V158H191ZM200 159H201V156H200ZM52 160V159H51ZM67 160V159H66ZM93 160H95V161H93ZM100 160V158H99V162H100V164H101V161ZM130 160V159H129ZM147 160V159H146ZM155 160H157V159H155ZM45 161V162H44ZM98 161H96V163L98 162ZM106 161V160H105ZM118 161V160H117ZM5 161H3L2 163H4ZM5 162V164H8V163H6ZM42 162H44L43 164H41ZM212 162V161H211ZM217 162V161H216ZM14 163V162H13ZM50 163H52L51 161L50 162H48L47 163V165H48V169L50 168L51 169V167H49L50 166ZM55 163V162H54ZM84 163V162H83ZM90 163H91V161H90ZM127 163V164H126ZM130 163H131V160H130ZM192 163V162H191ZM219 163H220V161H219ZM228 163V164H227ZM240 163H241V166H240ZM1 164V163H0ZM4 164V165H5ZM12 164V165H11ZM77 164H79V160L77 159V161L74 159V160H72L70 163H69V165H71L72 166V168H75V170L77 171V172H80L81 171V168L80 167H82L81 165L79 166V168L77 169ZM93 164V163H92ZM97 164H98V166H97ZM96 165H94L93 164V166L96 168V166L97 167H99V163H97ZM107 164V161L105 162V165ZM111 164V168L109 167V165ZM110 164H108V168H110L109 170V173L111 172V179L114 177V175H117L118 174V170L119 169H123L124 170V166L123 167H121V168H119V169H116V173L117 174H113V172H115V170H114V167L115 168H117L115 165H114V163H113V161L112 162H110ZM113 164V165H112ZM134 164V163H133ZM148 163H146V169L148 170V168H150L151 169V172H149L150 170H148L147 172H149L150 174H148V175H150V176H152L153 177V179H154V181H155V179H157L156 177H157V174H159L160 172H158L157 170H156V167L155 166H157V165H153V161H152V163H149V165H147ZM154 164H156L155 162H154ZM221 164V163H220ZM219 164V165H220ZM52 165V164H51ZM86 165H88V164H86ZM85 165V166H86ZM102 165H104V164H101V166L100 167H102ZM129 165V164H128ZM137 165V164H136ZM135 165V166H136ZM218 165V166H219ZM225 165V166H224ZM236 165V166H235ZM237 165H239V166H237ZM3 165H0V169L2 170L3 169V167H2ZM6 166H8V165H6ZM33 166V165H32ZM141 165L139 164V167H140ZM148 166V167H147ZM243 166V167H242ZM2 167V168H1ZM9 167H7L8 168V170H9ZM34 167H35V165H34ZM128 167H131V166H128ZM127 167V168H128ZM236 167H238L240 170H237V169H235ZM13 168H11V170H13ZM19 168V169H20ZM33 167H31V171H33V170H35V168L34 169H32ZM46 168V170H45V168H43V170H45V173L47 172V169ZM56 168V167H55ZM72 168H70L69 167V170L71 169V171H73L72 170ZM88 168H90V166H88ZM104 167H102L101 169H103ZM126 168V169H127ZM197 168V167H196ZM216 168V167H215ZM219 168V167H218ZM80 169V170H79ZM105 170H106V166H105V168H104ZM125 169V170H126ZM137 169V168H136ZM195 169V168H194ZM207 169V168H206ZM205 169V170H206ZM210 169V168H209ZM219 169V170H220ZM235 169V170H234ZM5 169H3L2 171H4ZM18 170V169H17ZM25 170V169H24ZM23 170V171H24ZM74 170V171H75ZM84 170V169H83ZM88 170V169H87ZM90 170V169H89ZM123 170H122V172H123ZM135 170V169H134ZM134 170H132V171H134ZM204 170V169H203ZM216 170V169H215ZM219 170H216V171H218L219 172ZM234 172H232V171ZM10 171V170H9ZM14 171H16V169L14 170ZM101 171V170H100ZM120 171V170H119ZM126 171H129V169L128 170H126ZM131 171V172H132ZM137 171V170H136ZM138 171H139V169H138ZM231 171V172H230ZM237 171V172H236ZM239 171V172H238ZM5 172V171H4ZM8 172V171H7ZM11 172V171H10ZM16 172H19V171H16ZM15 172V173H16ZM25 172V171H24ZM29 172H30V169H29ZM34 172V171H33ZM37 171H35V173H36ZM43 172V171H42ZM52 172V171H51ZM90 172V171H89ZM103 172H105L106 174H108L107 172H108V170H107V172L106 171H104V170H102V174H103ZM142 172V171H141ZM192 172V171H191ZM206 172V171H205ZM205 172H203V173H205ZM217 172V173H218ZM0 173H1V171H0ZM6 173V172H5ZM22 173V172H21ZM26 173V175H27V171L25 172ZM25 173H22V174H24L25 175ZM39 173H38V175H37V177L38 178H40L41 179V181H43V179L41 178V177H39ZM54 173V172H53ZM70 173V172H69ZM76 173V172H75ZM82 173V172H81ZM80 173V174H81ZM100 173V172H99ZM138 174H140L139 172H137ZM170 173H173V172H170ZM178 174H179V171L177 172ZM188 173V172H187ZM216 172H214V174H215ZM220 173V172H219ZM230 173H231V175H230ZM11 174V173H10ZM29 174V173H28ZM34 174V173H33ZM42 174V173H41ZM40 174V175H41ZM47 174V173H46ZM46 174H44V176L46 175ZM55 174V173H54ZM78 174V176H76L77 178L79 177L80 178V175H79V173H77ZM112 174H113V177H112ZM124 174H125V176H126V173L124 172ZM128 174H129V172H128ZM132 174H133V172H132ZM213 174V177H215V175ZM13 175V174H12ZM48 175V174H47ZM46 175V176H47ZM49 175H50V173H49ZM53 174H51V176H52ZM70 176H71V174H69ZM76 175V174H75ZM103 175H105V174H103ZM129 175H131V174H129ZM135 175V174H134ZM147 175V176H148ZM162 175V174H161ZM1 176H4V174L2 175L1 174ZM6 176H8L7 175V173H6ZM6 176H4L6 179H7V177ZM16 176H18L17 174H16ZM29 177L30 176H32V175H28ZM42 176V175H41ZM82 176H83V174H82ZM122 175H119L118 177L120 178ZM124 176V175H123ZM122 176V177H123ZM149 176V178L148 179H150V178H152V177H150ZM170 176V179L168 180H166V179H164V180H166V184H165V186H166V188H167V190L169 189L168 188V186H169V184L171 183V182H173V181H177L176 179L177 178H179V177H177V175L174 173V174H170L169 175ZM196 176V175H195ZM199 176V175H198ZM9 177H10V175H9ZM8 177V178H9ZM20 177V176H19ZM37 177H33V178H36L35 179V181H37ZM48 177V176H47ZM54 177V176H53ZM89 177H90V175H89ZM93 177V176H92ZM98 177V176H97ZM104 177V176H103ZM105 177H106V175H105ZM109 177V176H108ZM117 177V176H116ZM122 177H121V179H122ZM131 177V176H130ZM133 177H135V176H133ZM133 177H131V178H133ZM177 177V178H176ZM203 177V176H202ZM1 178H3V177H1ZM12 178H14L13 176H12ZM18 178V177H17ZM31 178V177H30ZM33 178H31V179H33ZM69 178V177H68ZM127 178V177H126ZM144 178V177H143ZM4 179V178H3ZM6 179H4V180H6ZM29 179V178H28ZM30 179V180H31ZM39 179V180H40ZM82 179V178H81ZM93 179V178H92ZM102 179V178H101ZM114 179V178H113ZM116 179V178H115ZM120 179V180H121ZM125 179V178H124ZM123 179V182L126 180H124ZM139 179V178H138ZM145 179V178H144ZM152 179V180H153ZM187 179V178H186ZM192 179V178H191ZM194 179V178H193ZM198 179H200V177L198 178ZM2 180V179H1ZM8 181H9V179H7ZM11 180V179H10ZM29 180V181H30ZM47 180V179H46ZM70 180V179H69ZM73 180V179H72ZM79 180L80 179H76L75 181H77V182H79ZM91 180V179H90ZM118 180V179H117ZM131 180V179H130ZM137 180V179H136ZM140 180V179H139ZM142 180V179H141ZM140 180V181H141ZM159 180V179H158ZM160 180H161V178H160ZM12 181V180H11ZM10 181V182H11ZM15 181H16V179H15ZM18 181V180H17ZM20 181V180H19ZM34 181V180H33ZM49 181V179L47 180V182ZM52 181V180H51ZM84 181V180H83ZM133 181V180H132ZM138 181V180H137ZM140 181H138V182H140ZM144 180H142V182H143ZM153 181V182H154ZM157 181V180H156ZM156 181H155V183H156ZM5 182V181H4ZM3 182V183H4ZM9 182V183H10ZM21 182V181H20ZM19 182V183H20ZM28 182V181H27ZM45 181H43V183H44ZM46 182V184H50V183H47ZM73 182V181H72ZM72 182H70V183H72ZM76 182V183H77ZM89 182V181H88ZM92 182V181H91ZM113 182H114V180H113ZM122 182V183H123ZM128 182V181H127ZM158 182L159 181H157V186H159L158 185ZM2 183V184H3ZM24 183H26L25 181H24ZM29 183V182H28ZM37 183V182H36ZM40 183V185H41V183L42 182H39ZM55 183V182H54ZM67 184H68V182H66ZM75 183V182H74ZM83 183V182H82ZM94 183V182H93ZM100 183V182H99ZM144 183H145V181H144ZM199 183V182H198ZM8 184V183H7ZM12 184V183H11ZM22 184H23V180H22ZM27 184V183H26ZM46 184H44L45 186H46ZM56 184V183H55ZM88 184V183H87ZM92 184V183H91ZM95 184V183H94ZM104 184H106V183H104ZM128 184H130V183H128ZM153 184V183H152ZM151 184V185H152ZM160 184V183H159ZM162 184V183H161ZM173 184V183H172ZM171 184V185H172ZM177 184H178V182H177ZM176 183H175V185H177ZM1 185V184H0ZM15 185H17V184H15ZM19 185H21V184H19ZM34 185V184H33ZM37 185H38V183H37ZM51 185V184H50ZM76 185V184H75ZM79 185H80V183H79ZM78 185V183H77V186L76 187H78L79 186ZM83 185V184H82ZM118 185V184H117ZM123 185H124V183H123ZM127 185V184H126ZM131 185V184H130ZM133 185V184H132ZM155 184H154V186H152V187H154L155 188V186H156ZM175 185H173V188H175ZM189 185V184H188ZM4 186H5V184H4ZM8 186H9V184H8ZM8 186H7V188H8ZM14 186V185H10V189L12 188V187ZM22 186H24V185H22ZM71 186V185H70ZM69 186V187H70ZM74 185H72V187H73ZM87 186V185H86ZM134 186V185H133ZM187 186V185H186ZM16 187V186H15ZM14 187V188H15ZM29 187V186H28ZM40 187V186H39ZM63 186H61V188H62ZM68 187V188H69ZM75 187V186H74ZM81 187V185L79 186V188ZM124 187V186H123ZM128 187H130V186H128ZM16 188H18V187H16ZM30 188V187H29ZM34 188V187H33ZM35 188H36V185H35ZM46 188V187H45ZM49 188V189H48ZM57 188V187H56ZM56 188H55V190H56ZM60 188V187H59ZM66 188V187H65ZM82 188V187H81ZM88 188V187H87ZM132 188V187H131ZM177 188V187H176ZM9 189V190H10ZM24 189V188H23ZM32 189V188H31ZM37 189H38V187H37ZM42 192H44V194L45 193H47V191H50L51 190V188H50V186L48 187V185H47V188L44 190V187H42ZM52 189H54L53 187H52ZM71 189V188H70ZM74 189V188H73ZM86 189V188H85ZM94 190H95V188H93ZM110 189V188H109ZM108 189V190H109ZM112 189H114L113 187H112ZM160 189V188H159ZM13 190V189H12ZM26 190V189H25ZM33 190H35V189H33ZM41 190V189H40ZM63 190V189H62ZM75 190V189H74ZM73 190V191H74ZM83 190V189H82ZM101 190V189H100ZM104 190V189H103ZM102 190V191H103ZM111 190V189H110ZM126 190V189H125ZM130 190V189H129ZM174 190V189H173ZM14 191V190H13ZM23 191V190H22ZM28 191H29V189H28ZM38 191V190H37ZM52 191V190H51ZM54 191V190H53ZM65 191H66V189H65ZM85 191V190H84ZM87 191V190H86ZM121 192L123 191V190H120ZM156 191V190H155ZM154 191V192H155ZM162 191V190H161ZM169 191V190H168ZM176 191V190H175ZM3 193H4V191H2ZM18 192V191H17ZM25 192V191H24ZM27 192V191H26ZM33 192V191H32ZM36 192V191H35ZM39 192V191H38ZM41 192V191H40ZM58 192V191H57ZM62 192V191H61ZM60 192V193H61ZM67 192V191H66ZM113 191H111V193H112ZM119 192V191H118ZM117 192V193H118ZM124 192V191H123ZM157 192V191H156ZM170 192H172V191H170ZM179 191H177V193H178ZM1 193V192H0ZM13 193V192H12ZM19 194H20V192H18ZM22 193V192H21ZM30 193V192H29ZM34 193V192H33ZM37 193V192H36ZM53 193H55V192H53ZM53 193H50V198H51V200L53 199V197L52 196H54L53 195ZM59 193V192H58ZM57 193V194H58ZM99 193V192H98ZM109 193V192H108ZM158 193V192H157ZM173 193V192H172ZM172 193H170V194H172ZM5 194V193H4ZM32 194V193H31ZM52 194V195H51ZM56 194V193H55ZM67 194V193H66ZM69 194V193H68ZM85 194V193H84ZM110 194V193H109ZM121 194V193H120ZM120 194H119V196H120ZM144 194V193H143ZM170 194H169V196H170ZM175 194V193H174ZM8 195V194H7ZM11 195V194H10ZM26 195H30V194H27L26 193ZM26 195H25V198H26ZM38 195V194H37ZM40 195V194H39ZM46 195H48V194H46ZM59 195V194H58ZM63 195V194H62ZM70 195H71V193H70ZM87 195V194H86ZM139 195V194H138ZM163 195V194H162ZM2 196V195H1ZM0 196V197H1ZM6 196V195H5ZM4 196V197H5ZM9 196V195H8ZM19 196H21V195H19ZM66 196V195H65ZM68 196V195H67ZM122 196V195H121ZM140 196V195H139ZM168 196V197H169ZM16 197V196H15ZM29 197V196H28ZM42 197H43V194H42ZM48 197V196H47ZM54 197H56V196H54ZM58 197V196H57ZM61 197V196H60ZM70 197V196H69ZM75 197V196H74ZM78 197V196H77ZM116 197V196H115ZM167 197V198H168ZM2 198H3V196H2ZM32 198H33V196L31 197V201H32ZM35 198V197H34ZM41 198V197H40ZM40 198H38L39 199V202H40ZM70 198H72V197H70ZM90 198V197H89ZM15 199V198H14ZM14 199H12V201H14ZM37 199V198H36ZM81 199V198H80ZM118 199V198H117ZM159 197L157 196L156 197V201L158 200L159 201ZM3 201H4V198H3ZM3 201H1L0 203L2 204V202ZM25 201H26V199H25ZM29 201H30V199H29ZM43 201H44V199H43ZM48 201V199H46L45 198V202H47ZM63 201H64V198H63ZM72 201H74V199L72 200ZM17 202H20V201H17ZM16 202V203H17ZM22 202V201H21ZM34 201H32L31 203H33ZM49 202H50V199H49ZM53 202H55L56 203V201H54V199H53ZM78 202V201H77ZM85 202V201H84ZM107 202V201H106ZM168 202V201H167ZM4 203H6V202H4ZM12 203V202H11ZM24 203V202H23ZM38 202L36 201V204H37ZM52 203V202H51ZM58 203V202H57ZM57 203H56V206H57ZM75 203V202H74ZM118 203V202H117ZM135 203V202H134ZM157 203H159V202H157ZM160 203H161V199H160ZM163 203V202H162ZM161 203V204H162ZM166 203V202H165ZM170 203V202H169ZM168 203V204H169ZM7 204H8V202H7ZM34 204V203H33ZM33 204L31 205L32 207H33ZM39 204V203H38ZM42 204V203H41ZM54 204V203H53ZM63 204V203H62ZM72 204V203H71ZM125 204V203H124ZM149 204H151V203H149ZM153 204V203H152ZM3 205V204H2ZM14 205V204H13ZM25 205V204H24ZM28 205H30L29 203H28ZM126 205V204H125ZM124 205V206H125ZM9 206V205H8ZM17 206V205H16ZM16 206H14V207H16ZM23 206V205H22ZM43 206V205H42ZM44 206H46L47 207V205L45 204ZM55 205H53V208H54V211H53V214L55 213V212H57L55 209V207H54ZM105 206V205H104ZM107 206V205H106ZM124 206H123V208H124ZM151 206V207H150ZM13 207V208H14ZM32 207L31 208H29V209H31L32 210ZM34 207H35V205H34ZM37 207V206H36ZM45 207V208H46ZM50 207V206H49ZM59 207V206H58ZM125 207H127V206H125ZM152 207H154V206H152V205H148V208L150 209V210H152ZM4 208V207H3ZM12 208V209H13ZM24 208V207H23ZM22 208V209H23ZM105 208V207H104ZM109 208H111V207H109ZM161 208H163V207H161ZM0 209H1V205H0ZM27 210V211H31V210ZM36 209V208H35ZM37 209H39V208H37ZM43 209V208H42ZM83 209V208H82ZM124 209H126V208H124ZM129 209V208H128ZM128 209H126V210H128ZM146 209V208H145ZM166 209H168V208H166ZM4 210H5V208H4ZM18 210V209H17ZM24 210V209H23ZM40 210V209H39ZM49 211H50V208L48 209ZM48 210H47V213H48ZM107 210H109V209H107ZM14 211V210H13ZM15 211H16V209H15ZM21 211V210H20ZM25 211V210H24ZM42 211V210H41ZM41 211H39L40 213H41ZM129 211V210H128ZM146 211V210H145ZM149 210H147V212H148ZM157 211V210H156ZM4 212V211H3ZM12 212V211H11ZM34 208H33V210L31 211V213L32 214H29V215H31V218L33 219V220H36L37 221V219H35L33 216V214L34 213H36V211L34 212ZM38 212V211H37ZM42 212H44V211H42ZM92 212V211H91ZM102 212V211H101ZM147 212H144V214H146ZM161 212V211H160ZM9 213V212H8ZM13 213V212H12ZM26 213V211L24 212V214ZM39 213V214H40ZM47 213H46V216H47ZM86 213V212H85ZM89 213V212H88ZM87 213V215H88V219H89V216H90V214H88ZM93 213H94V210H93ZM120 213H123L124 214V212H123V210H122V212H120ZM143 213V212H142ZM1 214V213H0ZM6 214V213H5ZM19 214H20V212H19ZM27 214V213H26ZM43 213H41L40 215L41 216H43L42 215ZM126 214H128V212L126 213ZM130 214V213H129ZM136 214V213H135ZM143 214V215H144ZM148 214V213H147ZM8 215V214H7ZM11 215V214H10ZM29 215H27V216H29ZM33 215V216H32ZM92 215V214H91ZM120 215H122V214H120ZM150 216H151V214H149ZM159 215V214H158ZM9 216V215H8ZM27 216H25V217H27ZM35 216H37V215H35ZM45 216V217H46ZM56 216V215H55ZM93 216V215H92ZM92 216L90 217L91 219L90 220H92ZM123 216V215H122ZM133 216V215H132ZM7 217V216H6ZM5 217V218H6ZM15 217V216H14ZM20 217V216H19ZM24 217V216H23ZM48 217H49V214H48ZM48 217L46 218V219H48ZM94 217V216H93ZM104 217V216H103ZM139 217V216H138ZM141 217V216H140ZM144 217L146 218V215H144ZM8 218V217H7ZM16 218H18V216H16ZM21 218V217H20ZM31 218L29 217V219L28 218H25V219H28L27 221H26V224H28V223H30V224H34L35 225V221H33V220H31ZM38 218H40L39 217V215H38ZM44 218V217H43ZM51 222H49L48 223V225L50 226V231H51V223L52 224H57L56 225V227L54 228L55 229V233H56V231L59 229V228H57V226H59V224H61V223H57L53 218H52V214H51ZM85 218V217H84ZM126 218V217H125ZM13 219V218H12ZM22 219H24V218H22ZM22 219L20 220V221H22ZM45 219V220H46ZM108 219V218H107ZM137 219V218H136ZM142 220H143V217L141 218ZM140 219V220H141ZM0 220H1V217H0ZM44 220V221H45ZM49 220V219H48ZM47 220V221H48ZM57 220V219H56ZM95 220V219H94ZM146 220V219H145ZM153 220V219H152ZM9 221V220H8ZM25 221H23V222H25ZM32 223H31V222ZM41 221V220H40ZM43 221V220H42ZM41 221V222H42ZM60 221V220H59ZM58 221V222H59ZM62 221V220H61ZM89 221V220H88ZM136 221V220H135ZM138 221V220H137ZM39 222V221H38ZM37 222V224H41V222H39L38 223ZM56 222V223H55ZM94 222V221H93ZM111 223H109V221H108V224H111V226L109 225V226H102V227H104L103 229H104V231H101L102 232V235L101 234H99L98 236H102L101 238H99V239H101V240H103L102 238H105V239H107L108 240V238H109V236H110V238L112 237V236H115V237H117V236H120V238H122V237H124V236H126L127 235V237H128V234H129V230L131 229L130 227V229L127 231L126 229H123L122 227H121V224L118 222V221H115L114 219H113V223H112V220L110 221ZM114 222H118V224H120V227L122 228H116V230L117 231H115V232H110L111 230V228H114V226L112 225V224H115ZM143 222V221H142ZM13 223V222H12ZM18 223H19V221H18ZM46 223V224H45ZM45 223H42L41 225L43 226V224H45V225H47V222L45 221ZM128 223V222H127ZM146 223H147V221H146ZM5 224V223H4ZM8 224V223H7ZM135 224V223H134ZM148 224H150V222L148 223ZM148 224H147V226H148ZM163 224V223H162ZM3 225V224H2ZM15 225V224H14ZM13 225V226H14ZM17 226L18 225H20V224H16ZM21 225H22V223H21ZM29 225V224H28ZM44 225V226H45ZM55 225H53V227L55 226ZM83 225V224H82ZM85 225V224H84ZM98 225V224H97ZM151 225H152V222H151ZM154 225H156V223L154 224ZM9 226H11V225H9ZM22 226H24V224L22 225ZM132 226H133V224H132ZM160 226V225H159ZM1 227H3V226H1ZM0 227V228H1ZM6 227V226H5ZM19 227V226H18ZM25 227V226H24ZM27 227H31L30 225L29 226H27L26 225V228ZM38 227V226H37ZM47 227V226H46ZM52 227V228H53ZM92 227V226H91ZM90 227V228H91ZM127 227V226H126ZM7 228H9V227H7ZM6 228V229H7ZM22 228V227H21ZM33 228H35V226L33 227ZM41 228V227H40ZM45 228V227H44ZM57 228V229H56ZM89 228V229H90ZM125 228V227H124ZM148 228H151V226L149 225L148 226ZM2 230L4 229V228H1ZM14 229H15V227H14ZM16 229H20V227L19 228H16ZM15 229V230H16ZM24 231H26V229L25 228H22ZM30 229H32V228H29V230ZM49 228H47L46 230H48ZM53 229V230H54ZM62 229V228H61ZM94 229H96V228H93V230ZM102 229V228H101ZM160 229V228H159ZM158 229V230H159ZM9 230H12V229H8V231ZM34 230V229H33ZM45 230V229H44ZM68 230V229H67ZM79 230V229H78ZM78 230H77V233H78ZM92 230V228H91V230H89V231H91L92 232V234H88V238H90V240H91V235H93V232L95 233V231H96V233H97V231L98 230H100V229H98V230H94L93 231ZM157 230V231H158ZM42 231V229L40 230V232ZM49 231V230H48ZM80 231V230H79ZM150 231V230H149ZM148 231V232H149ZM6 231L4 230V233H5ZM10 232V231H9ZM21 232H23L22 230H21ZM35 232V230L33 231V233ZM36 232H37V230H36ZM39 232V233H40ZM58 232V231H57ZM90 232V233H91ZM99 232V231H98ZM147 232V233H148ZM1 233V235H2V232H0ZM16 233V232H15ZM18 233V232H17ZM19 233H20V230H19ZM18 233V237L21 239V238H23V237H20V234ZM24 233V232H23ZM42 233V232H41ZM40 233V234H41ZM46 233V232H45ZM100 233V232H99ZM112 233V234H111ZM7 234H9V233H7ZM6 234V235H7ZM22 234V233H21ZM26 234V233H25ZM35 235H38V234H36V233H34ZM58 234V233H57ZM78 234H80V233H78ZM157 234H158V232H157ZM156 234V235H157ZM1 235H0V238H2L1 237ZM4 235V234H3ZM6 235H4V236H6ZM9 235H11V234H9ZM13 235V234H12ZM44 235V234H43ZM43 235L41 236V237H43ZM49 235V234H48ZM54 235V234H53ZM65 234H63V236H64ZM94 235H96V234H94ZM17 236V235H16ZM22 236H24V235H22ZM28 236V235H27ZM29 236H30V234H29ZM44 236H46V235H44ZM155 236V234L153 235V237ZM10 236H6V240H7V242L10 240V238L12 239V237H14V236H12V237H10ZM35 238H36V236H34ZM34 237H32V240L34 239ZM47 237V236H46ZM50 237V236H49ZM61 237V236H60ZM152 237V238H153ZM168 237H173V239H174V241H169V239H168ZM19 238L17 239V240H19ZM37 238H38V236H37ZM53 238H56V237H53L52 236V242H54V239ZM67 238H69V237H67ZM75 238V237H74ZM73 238V239H74ZM88 238H86V239H88ZM93 238V237H92ZM109 238V240H111ZM151 238V237H150ZM157 238V237H156ZM156 238H155V240H156ZM2 239H5V237L4 238H2ZM2 239H0V241L2 240ZM26 239H27V237H26ZM41 239V238H40ZM47 239H49V238H47ZM57 239V238H56ZM75 239H78L77 237L75 238ZM97 240V241H100V240ZM103 240L104 242L105 241H107V240ZM115 239V238H114ZM113 239V240H114ZM118 239V238H117ZM125 239H127V238H125ZM149 239V238H148ZM5 240V241H6ZM22 240V239H21ZM28 240V239H27ZM35 240V239H34ZM37 240H39V239H37ZM109 240H108V242H109ZM144 239H142V241H143ZM149 240H153V239H149ZM4 240H2L1 242H3ZM30 241H31V239H30ZM29 241V243H31ZM58 241V240H57ZM59 241H61V239L59 240ZM58 241V242H59ZM86 241V240H85ZM85 241H83V243L85 242ZM88 241H89V239H88ZM112 241V240H111ZM116 240H114V242H115ZM6 242V243H7ZM13 242V241H12ZM20 242V241H19ZM18 242V243H19ZM23 242V241H22ZM25 242V241H24ZM40 242H42V241H40ZM43 242H44V239H43ZM92 242H93V240H92ZM102 242V241H101ZM101 242H100V244H101ZM144 242V241H143ZM152 242V241H151ZM151 242H149V244L151 243ZM170 244H169V243ZM9 243V242H8ZM10 243H11V241H10ZM14 243H16V242H14ZM14 243H12L13 244V246H15V244ZM21 243V242H20ZM27 243V242H26ZM38 243V242H37ZM54 243H56V240H55V242ZM54 243H52V244H54ZM68 243V242H67ZM71 243H73V242H71ZM90 243V242H89ZM96 243V242H95ZM98 243V242H97ZM110 243V242H109ZM137 243V242H136ZM145 243V242H144ZM154 241H153V247L151 246V244L149 245V246H151V248H152V250L154 249ZM5 244V243H4ZM35 244V243H34ZM39 244V243H38ZM41 244V246H42V243H40ZM39 244V245H40ZM45 244H46V242H45ZM61 244V246H62V242L60 243ZM66 244V243H65ZM103 244V243H102ZM106 244H108V243H105L104 245H106ZM141 244V243H140ZM148 244V243H147ZM146 244V245H147ZM8 245V244H7ZM10 245V244H9ZM8 245V246H9ZM17 245V244H16ZM24 245V244H23ZM58 243H56V245L55 246H57L58 247ZM86 245V244H85ZM83 246V247H86L87 249H88V247L87 246ZM87 245H88V243H87ZM92 245L93 246H95V244H94V242L92 243ZM1 246V245H0ZM5 246V245H4ZM18 246V245H17ZM16 246V247H17ZM27 246H29V245H26L25 244V247H27ZM31 246V245H30ZM29 246V247H30ZM40 246V247H41ZM48 246V243H47V245L46 246H44V247H41V252L43 251V250H47V249H45V247H47ZM60 246V245H59ZM68 246H70V245H68ZM67 246V247H68ZM72 246V245H71ZM75 246V245H74ZM78 246V245H77ZM91 246V245H90ZM102 246V245H101ZM140 246V245H139ZM142 246H143V243H142ZM21 247V246H20ZM29 247H27V248H29ZM34 247V246H33ZM65 246L63 245L62 246V248H64ZM148 246H146V248H147ZM4 248H6V247H3L2 249H4ZM10 248H12V246L10 247ZM15 248V247H14ZM36 248H37V246H36ZM66 248V247H65ZM71 248V247H70ZM77 248L78 247H76V250H77ZM101 248V247H100ZM102 248H104L103 246H102ZM106 248V247H105ZM138 246H135V245H132V243L130 244H128V250H129V253L131 252L132 253V256H130L131 258H130V260H129V262L128 263H130V264H150V262H151V259H148V258H146L147 260H145V259H141L140 260V258H138V256H137V254H138ZM145 248V247H144ZM8 249V248H7ZM23 249V248H22ZM39 249V248H38ZM58 249H61V248H58ZM69 248H67V250H68ZM74 249V248H73ZM73 249H71V250H73ZM94 249H95V247H94ZM6 250V249H5ZM9 250V249H8ZM48 250H49V248H48ZM53 250H56V248L55 249H53ZM62 250V249H61ZM60 250V251H61ZM70 250V249H69ZM80 250V249H79ZM95 250H97V249H95ZM143 250V249H142ZM146 250V249H145ZM149 249L147 248V250L146 251H148ZM151 250V249H150ZM152 250H151V252H152ZM1 251V250H0ZM20 251V250H19ZM30 251V250H29ZM40 251V250H39ZM51 251V250H50ZM62 251H64V250H62ZM87 251V250H86ZM89 251H90V249H89ZM6 251H4V253H5ZM11 252H13L12 250H11ZM11 252H6L7 253V255L9 254V253H11ZM25 252H26V250H25ZM28 252V251H27ZM26 252V253H27ZM58 251L56 250L55 251V253H57ZM65 252V251H64ZM63 252V253H64ZM139 252H140V250H139ZM150 252V253H151ZM1 253V252H0ZM3 253V252H2ZM15 252H13V254H14ZM30 253H32V254H34L33 252H30ZM36 253V252H35ZM61 253V252H60ZM154 254H156L155 252H153ZM153 253H151V254H153ZM16 254V253H15ZM20 254H22V253H20ZM24 254V253H23ZM32 254H30L31 255V258H28V259H31L32 261L34 260V259H32ZM37 254V253H36ZM45 254H46V252H45ZM153 254V255H154ZM19 255V254H18ZM27 255H29V252H28V254ZM27 255H23L24 257L26 256V258L28 257ZM67 255V254H66ZM143 255V254H142ZM141 254H140V256L139 257H141V258H143V256H142ZM146 255V254H145ZM153 255H151V256H153ZM11 256V255H10ZM14 256V255H13ZM20 256V255H19ZM40 255L38 254V257H39ZM147 256V255H146ZM151 256L149 257V258H151ZM17 257V256H16ZM30 257V256H29ZM35 257V256H34ZM41 257V256H40ZM1 259H2V257H0ZM5 258L3 257V260H4ZM14 259V258H13ZM17 259H19V258H17ZM16 259V260H17ZM20 259H22V258H20ZM20 259H19V261H20ZM25 259V258H24ZM23 259V260H24ZM43 259V258H42ZM42 259H40V260H42ZM45 259H47V258H45ZM8 261H10L9 259H7ZM7 260H6V262H7ZM27 260V259H26ZM26 260L24 261V263L26 264ZM37 260H38V258H37ZM12 261V260H11ZM142 261V262H141ZM28 262H29V260H28ZM34 262V261H33ZM0 263H2L1 261H0ZM12 263V262H11ZM10 263V264H11ZM14 263V262H13ZM18 263V262H17ZM23 263V264H24ZM41 263V262H40ZM43 263V262H42ZM46 263V262H45ZM47 263H48V261H47ZM3 264V263H2ZM6 264V263H5ZM8 264V263H7ZM15 264V263H14ZM20 264V263H19ZM35 264V263H34ZM48 264H50V263H48ZM126 264V263H125Z\"/></svg>",
	"mask_w": 264,
	"mask_h": 264
}]
</instances>
